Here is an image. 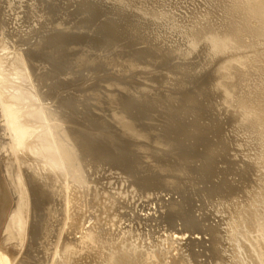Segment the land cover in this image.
Returning <instances> with one entry per match:
<instances>
[{
	"label": "rangeland",
	"instance_id": "rangeland-1",
	"mask_svg": "<svg viewBox=\"0 0 264 264\" xmlns=\"http://www.w3.org/2000/svg\"><path fill=\"white\" fill-rule=\"evenodd\" d=\"M5 1H6V3H5ZM120 1L119 0H42V1H38V0L37 1L36 0H1L0 1V4H3L2 6L0 5L1 8L3 9V11H1V12L4 13V16H1L0 15L2 17V18L0 17L1 18L0 19L1 20L0 23L2 22L0 25L9 27V28L3 27L4 28L3 29L0 26V28H2V30H0V32L2 31L0 33V54L2 53L0 55V58L2 57L3 54H5V56L3 55L2 59H1V61L3 60L2 61L3 62V65L5 64L4 65V68L7 67L8 70H10L12 68L11 71L14 70L15 75H17L18 72H19L18 74H20V73L22 74L23 73L22 75L20 74V76L18 75L16 77L14 75L15 78L14 77L13 78L15 80H13L11 82L12 83L11 84L12 85V92L15 93V96H16V99L13 100V104H15L14 103V101H15L16 104L14 106H15V108L18 107V110L21 109V108H23V107H26V106H24L25 104L26 105L29 104L30 106H27V107L30 108V109H33L32 110L33 113H35L34 110L35 111L37 110L36 113L38 114V116H39V113L41 114L43 112H46L45 114L46 115L47 114L49 115V116L47 115V117H46V115H44V118L45 119L43 118V115L42 114H41L42 116L40 115L38 117L39 119L42 117V119H40V121L42 122V121L45 120V123L44 122H42V123L41 122H38L39 119H37V115L35 117V119L37 120V122H36L35 119L32 118V116H31V115H33L32 113H30L28 115V117H29L28 121L34 123V124H32L33 126L36 127L37 125L38 126L42 125L41 126L42 127L41 129H44L45 128L44 131L46 130L45 131V134L41 130H39V132H42L44 134V136H46L47 134L49 136V134H50L49 137L52 139V140H50V142H51L50 144H52V145L50 146V144L44 143L45 142V139L48 136H46V138H45L43 136V134L42 133H39V132L37 133L39 135L34 134L33 137L31 136L33 138L32 139L33 141L30 142L31 141V137L29 139L30 140L29 141L30 148L28 149L29 152H32V151H34V152L29 153L28 150H27V154L29 153L28 156L29 155L31 156V157L29 156L27 158L30 159L29 161H31V159L33 157H35V158L32 159V160H35L38 157L39 165L43 161V163L41 165V166H43V164H46V159H44V157L47 155L46 158L49 157L48 158L49 162L52 163V164H54V162L52 161V157H50V155L52 154L51 152H53V153L55 152L54 153L55 155L52 154V155L55 156L54 159H53L54 161L56 160L55 158L61 156L60 154H62V151H61L62 149L60 148V151H61L60 154L58 153L60 151H56V150H58L57 146L60 145L59 143L62 141L61 139L64 140V138H65L64 136L67 135L68 133L69 134L66 137H71L72 138V136H73V138H74L75 136L80 135V137H75L76 138V141L74 140L76 142L75 145L78 147V148H76V149H78L77 152H76V154L77 153L78 154H77V156L75 155V157H77V158L79 157L78 158L79 161H77L78 159L75 158V159H77V160H75L77 162H74V164L72 163V165H66L65 167H61L59 169L60 170L59 172H56V171L54 172L56 174H51L50 176H48L47 173L45 172L43 175H41V177H38L39 180L41 178L42 181L41 180L40 181L42 183L44 182V180L47 183V181H49V180L52 179L50 177H55L54 178L55 180L54 179L53 180L56 181L57 180L56 179V176H60V174H61L60 177L63 176V178H64L63 182L61 181V178L60 177L58 179L60 182H62L61 183V186L64 185V181L65 182L68 181V179H67V178H69V175L68 174H71L72 175V176L70 175V178L71 177L73 178V176H74V178H79L80 179L82 177L80 180L73 178L74 179L73 182H75V183L72 182V184H71L72 185L71 190H74L76 193H78L79 190H80V193L82 192V195H80L82 197H80V198H82V199L84 198L83 200H87V201H82V203L79 202L80 204L78 203L79 205H84V207L81 206L82 208L79 205L77 207H75V208H74L73 205H71L69 207L68 210L71 211V214H75V216H77V217L73 216V219L77 218V220L75 219L76 221H68L66 223V225L64 227V229H65L64 231L65 232H63L62 233V236H61L62 241L64 240V238H72V235L69 234V233H67V231L69 232V228L73 224L76 225V226H78L77 227V228H79L78 231H81V232H86V230L88 231L89 228L92 227L93 225L98 226L97 224H99V223L101 225L104 224V226L106 225L105 228H104V226H103V228L100 227V226H98V227H100L98 229L96 227L95 233L92 234L93 236L91 235L92 237L90 236V241L93 239V237L96 238V234L98 233V231H100V234H101L102 232H107V230L108 231H110V230L112 231L113 230V232L114 231H117V234H116V232H114L115 233L114 234L115 237L112 236L113 238L116 239L118 237V234L121 232V231H119V233H118V229L119 230H122L124 227L127 228V226L128 227L130 226V228L127 230V233H124L122 235H119V236H121L120 237V239H121L120 242L121 243H119V242L116 243V246L117 247L116 248L114 247V249H115L116 252L118 251L117 254H126L127 257H130L131 259L136 260L139 263L140 262L142 263V262H145V261L148 262V263L152 261L155 264L156 263L157 264H161V263H167V262L170 263V261L168 260V258H170V257L171 258L172 257L176 258V257L182 256V257H186V258H189L190 259L187 262V264H193L192 263V258H194L193 260H195V258L196 259L198 258V260L200 259L199 262H197L198 260H195L194 263L197 262L196 264H219V263L220 264H264V122H263L264 121V88H263V86H264V79H263L264 78V73H263L264 72V44H263L264 41L260 40V41H258L259 43H257L256 40H258V39H256L254 41V38L251 35L248 36L247 35L248 33L247 34L246 33H243L244 31L242 29L240 31L241 33L240 32L237 33V31H238L237 29H239V27H238V25L236 23L233 24L236 21L233 20L234 18L233 19L231 18L232 21L228 22V19L230 18L229 15H231V14L228 13L227 11H223L224 10L223 7H221L222 8V10H221L220 5L222 6V3L220 2V0H217V1L215 0L216 2L214 0H211V1L210 0H146V1L145 0H123V1L120 0ZM38 2H40L41 4L38 3ZM123 2H125V3H123ZM209 2L212 3V4H210ZM213 2H215L216 4L218 3V6L214 3L216 6L215 7H212V6H214L213 5ZM219 2L221 4H219ZM144 3H146V4L144 5ZM120 4H123V7H122V5L120 7L119 6ZM59 5H60V7H59ZM38 6L41 7L40 8L41 10L42 9L45 10L47 8L48 9L47 10V14L49 13L50 14L49 16L52 17V19L54 18V16L56 17V21H54V22H57L58 21L57 22L58 24L55 23L54 25L57 28L59 26V24H60L61 29H62V34L64 33V35L61 36L62 37L61 40L63 39V41H66V42H63L66 45H62V43L60 45V46H63V47L66 46L65 48H63V47L60 48V50L61 49L62 50L65 49L64 51H62V50L61 51H59V50L55 51V48H56L55 46L58 45L57 42H59V40H57V39H50L48 41L46 40L47 42L43 39L46 42V47H45V44H43L45 42L42 41V43H41V40H42L41 38L43 37L42 33L45 35V34H47L46 31L50 30L51 28H55V27H54V25H52L50 23L48 24V22L41 20L42 18L40 19V16L42 17L43 15L41 14L42 11H40V9L37 8ZM249 6H250V4L249 5L248 4L247 5L245 4V7H243V9L244 10H247V8ZM30 7H32V8H30ZM118 7H120V9ZM125 7H127V9ZM122 8H125V9H122ZM146 8H147L148 11L154 12V14H152V12L149 13L148 11L145 12L146 11ZM156 8H158V9H156ZM27 9L28 10L31 9V11L27 12L28 11ZM153 9H155V10H153ZM160 9H162V10H160ZM215 9H216V11L218 9V11H217L218 13L217 12H214ZM32 10H34L36 12H33ZM120 10H122V11H120ZM123 10H124V12H123ZM141 10H143V11H141ZM126 11H128V12H126ZM32 12L35 13V14H33ZM45 12H46V10H45ZM212 12L214 13V15H215V13H217V15H219V16H220L219 13H221V12L223 13L224 12V14H221L222 17H224V18L227 17L226 16L227 14H228L229 17L228 18H225V20L227 19L226 21L224 19H223L224 20L223 21L221 19V16L220 17L219 16H216V15L214 16L212 14ZM226 12H227V14H226ZM30 13H31V16H30ZM52 13H54V15ZM143 13H146L145 15H147V13H149V15L148 16H145ZM157 13H159V14H157ZM209 13L213 17H211L209 15ZM155 14H157L159 16L153 17V16H155ZM223 15H225V16H223ZM28 16H30V17H28ZM148 17H150V19ZM151 17H153L154 19L151 18ZM4 18L6 20H4ZM209 18H211V19L208 20ZM213 18H215L216 20H214ZM218 18H219V20H217ZM39 19H40V21H38ZM127 19H129L128 21H130V22H128ZM132 20H134V21H132ZM211 20H213V21H211ZM3 21H5V23ZM26 21L28 23H26ZM217 21H219V23L221 22V23H223V24L225 23L227 25L226 26L224 24V27L226 26L224 28L223 27V24L220 23L225 30H223L222 27L219 24H217L218 25L217 27L220 26V28H216L215 27ZM226 22H228V23H226ZM9 23H10V25H8ZM42 24L43 25L45 24V25L43 26ZM161 24H162L163 27L161 26ZM231 24L234 25L235 28L237 26L236 30L233 31V34L234 35L233 34L231 35L232 32L229 33L230 31H232L230 29H235V28H233L234 26L232 27ZM249 24H251V25H249L250 28H255V26L257 27L259 25L256 21L249 22ZM49 25L52 26V27L50 28ZM129 25L132 26V27H130ZM113 26H114V28H113ZM228 26H231V27H228ZM10 28H11V30H10ZM13 28H15L16 30L13 29ZM22 28H23V30H22ZM48 28H50V29H48ZM212 28H213L214 31L212 30ZM228 28H230V29H228ZM206 29H207V31H206ZM209 29H211L212 31L209 30ZM215 29H218V30L219 29L220 30L222 29V30L218 34V33H216L217 30H215ZM14 30L16 31V35L18 36V38H20L21 40L23 38L19 36L20 32L27 31L28 34H27V36L25 35V38L22 41L19 40L17 38V36H16V38L18 39L17 40L15 38L14 34H13ZM19 30H21V31L19 32ZM193 30H194V32H193ZM195 30L196 31H199V32H196ZM210 31H211V33H209ZM224 31H228V32H224ZM40 32H41V35L39 34ZM150 32H152V33H150ZM206 32H207V34L205 35L204 33H206ZM212 32L215 33L214 34V36L216 35L215 37L212 36L213 35ZM221 32L222 33H226V34L229 33L230 36H227V38H224L223 35H225V37H226V34L221 35L222 34ZM2 33H3V35H1ZM17 33H19V34H17ZM197 33H199V36L197 35ZM193 34L196 35V36H198V37H195ZM235 34L239 35V36H236V37H239V38H237V40L240 39L241 45L243 44L242 46L239 44L240 43L239 40H238L239 42H237V40L235 41ZM242 34H243V36H242ZM11 36H12V38H11ZM40 36H41V38H40ZM94 36H95V38H94ZM218 36H220V38H218ZM231 36H234V38L231 37ZM241 36H242V38H241ZM246 36L249 39H247ZM250 36L252 37V41H251V37ZM4 37H6V38H4ZM200 37H202V38L200 39ZM37 38L38 39L40 38V39L37 41ZM137 38H138V40H137ZM223 38L225 39V41H226V39L227 40L234 39V41L232 40L233 42L232 41L225 42V41H222L221 40ZM64 39H66V40H64ZM142 39H144V41ZM150 39H151V41H149ZM215 39H217V40L214 41ZM218 39H220L222 42L220 40H218ZM31 40H32V42H31ZM54 40L55 41L57 40L56 44H55V41ZM193 40H195V42ZM197 40H199L200 42L198 43ZM211 40H213V41L211 42ZM33 41L34 42L36 41V42L34 43ZM141 41H142V43H141ZM246 41L248 42V44H247ZM51 42L54 44V46H53V44ZM60 42H62V41H60ZM72 42L73 43L75 42V44H73ZM223 42L227 43V44H224V47H223ZM255 42H256V44H255ZM232 43H234V44H232ZM39 44H42V47H40L41 45H39ZM125 44H127V45L125 46ZM236 44H237V46H236ZM47 45H49L48 46L49 48H47ZM83 45L84 46L85 45H88L89 48H91V50L89 51V49L87 48V46H85V49L87 50V52H86V50L84 49ZM208 45H211L210 46L211 48L208 47ZM225 45H226V47H225ZM245 45H246L247 48L245 47ZM17 46L19 47V49H18ZM43 46L45 47L44 50H45V55L46 56L48 54V57L49 58L50 57L56 58L54 60L51 59L52 60L51 63L53 61H55L54 63H52L53 65H51V66L58 65V63L65 62L67 60L69 62L70 61L72 62V63H69L68 62V64L70 65V67L72 66L74 68V70L75 69L76 70L74 71L71 68L72 71H71V73L68 74L69 76L67 75V77L65 78V80L62 79L61 81H59L60 79H58V80H55L54 81L49 76V75H51V72H48V73H46L47 75L46 74L45 75L43 74L44 75L43 78L45 77L44 79H41L39 82H36L34 80L36 78V76H35L36 73L34 72L35 70L33 69L34 71L32 70L33 72H31L26 67L27 66V64H26L27 63V60L26 59L32 61L33 60V56L34 57H36V56L33 54L32 56L30 55L31 57L30 56L29 57L27 56V58H26V56L24 57L23 54L26 55V52H29L30 50L36 49L38 47L39 48H43ZM51 47H53L54 50H52L53 48H51ZM103 48H106V49H103ZM48 49H50L51 51L48 50ZM204 49L207 50V51L209 50L208 52H210V53H207V51H205ZM211 49L212 50L214 49L212 53H215V54H211V51H212ZM47 50L50 51V52L48 53ZM104 50H105V52H104ZM46 51H47V54H46ZM52 51H53V53H56V54H53ZM101 51H103V52H101ZM160 51H162V52H160ZM167 51H170V52L167 53ZM172 51H174L175 54H174V52L172 53ZM57 52H59V53H57ZM163 52L165 54H162ZM99 53L100 54L103 53L104 55H100ZM160 53L163 56L164 55H167V56H165L163 58L161 57V61H160V56H161ZM169 53H172L171 56L174 55L175 58H174V56L173 57H170L169 56ZM198 53H203V54L198 55ZM204 53H206L205 56H204ZM52 54H53V56H52ZM61 54H63V55L61 56ZM207 54L208 55L210 54V56H207ZM57 55H59V56H57ZM97 55H99V56H97ZM211 55L212 56L214 55V56L212 57ZM20 56L24 57L23 58L24 60H21L22 57H20ZM136 56L138 57V59L136 58ZM192 56H196L197 60L195 61L194 60L195 57L192 58ZM57 57H59V59ZM64 57L65 58L67 57V58L65 59ZM95 57H97L98 60ZM100 57L102 59H104V60L108 57L107 60H105V61H107L108 64L109 63L114 64V66L111 65V64H109L111 66H109L108 64L105 65L106 62L105 61H102L100 59ZM132 57L133 58L135 57L134 58L135 60L134 59L132 60ZM210 57H212L213 59L211 60ZM18 58H20V60H21V61L19 60L20 62H23L24 61L23 64L22 63L20 64L19 61H16V60H18ZM164 58H166V59H164ZM57 59L59 60V62H58ZM126 59L128 61H126ZM162 59L164 61L167 60L166 63H164ZM169 59H171V60H169ZM209 59H210V61H209ZM12 60H15L17 63L15 61H12ZM100 60L103 62L104 65L102 64V62H100ZM124 60H125V62H123ZM130 60H132V62ZM139 60H140V62H138ZM168 60L170 61V63L168 62ZM11 61H12V63L14 62L13 63L14 64L13 66L11 65L12 64ZM129 61L132 63V64L130 63L131 65H128ZM135 61H137V63ZM97 62H98V64H97ZM193 62H195V64ZM91 63H93L92 64L93 66H90L89 65ZM122 63H124V64L122 65ZM196 63H197V67H196ZM211 63H212V65H211ZM118 64H121V65L117 66ZM225 64H227V67H225L226 66ZM15 65H16V67L17 66H19V67L16 68ZM23 65L26 68L23 67ZM223 65H225V66H223ZM95 66L98 67V68H95ZM112 66L113 67H116L117 66L116 68H117L118 72L116 71V68H113ZM123 66H124V68H123ZM103 67H105V68H103ZM107 67H109V68H107ZM199 67L200 68H203V70L200 71L201 69H199ZM13 68H15V69H13ZM86 68H87L88 71H89V69L91 71L88 72L86 70ZM111 68H113V69H111ZM122 68H123V70H122ZM196 68L199 69L198 70L199 71L198 74L196 73L197 72L196 71L197 70ZM217 68H218L219 71H223V73L225 72V74L227 73L225 76H223V79L220 78V72L217 70ZM221 68L223 70H221ZM25 69H27V71H29V73L27 71H25ZM105 69H107V70H105ZM15 70H19V71H15ZM81 70H83L85 72H81ZM92 70H93V72H92ZM113 70L116 71V74L117 75L114 74L115 71H113ZM213 70L214 71L217 70L219 72V73L216 72V75L218 73L219 77H217L218 75L217 76L215 75V72ZM5 71H6V69H5ZM95 71H96V73H95ZM129 71L131 73V77L128 76ZM212 71H213L214 75L211 73ZM74 72H77L79 74L74 73ZM86 72L87 73H90V74L93 73V74H91L90 77L88 76V78H87V76H85V74L87 75ZM122 72H123V74H121ZM25 73L27 74V77H29L28 75H30V77L31 76L32 77L28 79L27 77H25L26 76ZM81 73H84L83 76L81 75ZM210 73H211L212 76L215 77V79H214V77H211ZM223 73L221 74V76L223 75ZM118 74L120 75V77L122 79L117 78ZM74 75H75V77L77 75L78 76L81 75V76H79V78L81 77V79L75 78ZM105 75H106V79L104 77ZM115 75H116V77H115ZM22 76H24V77H22ZM46 76H47L48 79L46 78ZM71 76L74 77L75 80H74V78L72 79ZM124 76L125 77L127 76L129 78H127V80H123V79H126ZM68 77H71L70 80H69ZM101 77H102V79H101ZM110 77H111V79H110ZM174 77H176V78H174ZM177 77L179 78V80L181 82L177 79ZM237 77H239V79ZM259 77H261V78H259ZM49 78H50V80L52 82L49 81ZM84 78H86L85 79L86 82H85ZM115 78H117V80ZM173 78L175 79V81L173 80ZM240 78H242V79H240ZM30 79L31 80L33 79L32 82L34 81V83H31ZM66 80H67V82H66ZM111 80L113 82L114 81H117L116 84H112V81ZM120 80H122L123 84H122V82ZM206 80H208V81H206ZM248 80L249 81L252 80V81L249 82ZM64 81H65V84H64ZM97 81H98V83H97ZM229 81H231V83L234 82L233 83L234 85L232 84L234 87L230 88L231 87V85H230L231 83L229 84ZM240 81H242V82H240ZM42 82H43L44 85H47V83H48V85L44 87L43 84H40ZM57 82H60V83L56 84ZM69 82H71V83H69ZM74 82H76L75 83L76 84L75 86L73 84ZM178 82H179V84H177ZM182 82H183V84H182ZM226 82H227V84L230 85L229 86V89L230 90L231 89H233V90L234 89L235 90L237 89V90L236 91H233V90L230 91L229 90V92H228L227 91L228 85L227 86L225 85ZM238 82L241 83V84H239ZM67 83L70 84V85H68ZM83 83H85V84H83ZM108 83H110L111 85L108 84ZM208 83H210V84L208 85ZM222 83H223V85H222ZM32 84L34 85V87H36V86L37 87L34 88ZM36 84H38V85L40 84V85L38 86ZM71 84H73V85H71ZM93 84H95V85H93ZM171 84H173L174 87ZM181 84H182V86H181ZM185 84H186V87H185ZM235 84L238 85L240 88H238V86H236V88H235ZM13 85H14V87H13ZM16 85L18 87H21V88H18ZM61 85L62 86L63 85L65 86V87L63 86V88H64L63 90L61 88L62 87ZM79 85L81 86V88H80ZM84 85H85V87H84ZM105 85H106V87H105ZM113 85H116V86L114 87ZM123 85L124 86L126 85V86L124 87ZM225 86H226V88H225ZM56 87H57L58 91H57ZM59 87H60V89L62 91H60ZM69 87H70V89H68ZM91 87H93V88H91ZM22 88L24 89L23 90V93L25 91V93L23 95L21 94L22 93L21 92L22 91ZM31 88L33 90H31ZM38 88L40 89V91H42L41 92L42 95L44 94L43 96L41 95V93L36 94L37 90H39ZM76 88L78 90H76ZM85 88H88V89H85ZM123 88H124V90H123ZM125 88L126 89L128 88L127 89L128 93H127V91H125L126 90ZM44 89H45V91H43ZM97 89H99V90H97ZM103 89H105V90H103ZM28 90L30 92H26ZM54 90H56V91H54ZM117 90H119L120 92L117 91ZM251 90L254 91L255 93L254 92H251ZM59 91H60V93H59ZM90 91H92V92H90ZM102 91H103V93H102ZM159 91H160V93H159ZM199 91L200 92H203V93L204 92H207L209 95L206 93V96H205L204 95L205 93L204 94L202 93L204 96H202V94H201V96H199V95H197L198 93L200 94ZM1 92H2L1 93V96L3 97V95L5 96V94L8 91H7V89L6 90L5 89H2ZM4 92H6V93H4ZM32 92H35V93H32ZM88 92L91 93V94L93 93L92 95L93 96L95 95V96L93 97L91 95L89 97ZM161 92L164 93V94H161ZM194 92H197V93H195L193 95ZM28 93H30V94L32 93V94L30 95ZM156 93H157V95H156ZM27 94L29 96V100L27 98L28 97ZM46 94H48V95L46 96ZM58 94L59 95L62 94V95H60L58 97ZM96 94L97 95L99 94L98 97H96L97 96ZM238 94L239 95L241 94L240 97L237 96ZM249 94H251V95L253 94L254 95V98L251 95H249ZM20 95H21V98H20ZM39 95L42 96V97L39 98ZM54 95H56V96H54ZM107 95H108V97H107ZM163 95H164L165 98L163 97ZM17 96H19V97H17ZM23 96H26V97L23 98ZM30 96H31V98H30ZM32 96H33V98L34 97L35 98L32 99ZM37 96H38V100L40 99V101L37 100V98H36ZM61 96L62 97L64 96L62 98V100L65 99V98H68L70 96H72L75 100L78 99L77 101H78L79 104H77V106L75 105L77 108L74 107V106L73 107L72 106H68V107L67 106L66 107L64 106L63 107L62 105H64V103H66V105H67V103H68L67 101L68 100L65 99V101L64 100L62 101L61 99H59V98H61ZM103 96H105V99H104ZM129 96H131L132 99ZM209 96H210V98H209ZM50 97H52V98H50ZM53 97H55V98H53ZM88 97L89 98L92 97V100L95 102V103H93V106L90 107L91 108L90 110H88L89 108L86 109L87 108L86 107V103L88 102V99H89ZM153 97L156 98V99H154ZM158 97H160V98H158ZM191 97H192V99H191ZM198 97H199V99H198ZM225 97H226V99H225ZM44 98H45V101L43 100ZM122 98H124V99L126 98L127 100L124 101V99H122ZM195 98H197V99H195ZM227 98H228L229 102H227L228 101ZM25 99L27 100V102H26ZM30 99H32L31 102H30ZM46 99L48 101H46ZM53 99H56V102L58 100H60V102H64V103H62V105H61V103L59 101L56 103ZM106 99H108V100H106ZM151 99H154V100H151ZM194 99H195V101H194L195 104H194V102H192V100H194ZM243 99L244 100L246 99V101H242ZM21 100L25 102V103L23 102L24 105L21 102ZM42 100H43V103H42ZM49 100H51L54 104L52 103L50 105L51 102ZM79 100H80V102H79ZM128 100H129V103H128ZM196 100H198V101H196ZM230 100H231V102H230ZM250 101H252V103ZM28 102H30V103H28ZM32 102H35L37 104H39L41 102V104H39V106H35L36 104L34 103L33 105L35 106V108H34V106H32L33 107L32 108L31 107ZM130 102H131L132 105H130ZM153 102L154 103L156 102V103L154 104ZM172 102H174V103H172ZM242 102H245L244 104L247 105V106H249V107L242 106V104H243ZM229 103H230V105H229ZM239 103H240V105L242 107L239 106ZM56 104L57 105H60L62 107V110L63 111L61 109L59 110V108H61V107L58 106L59 107L58 108ZM95 104L98 107H96ZM133 104H135L136 106L133 105ZM207 104H209L208 107L210 108V112L206 110L207 112L204 113L205 112L204 109H203V111H200L202 109L201 108L202 106H204V108H206V109H209V108L205 107ZM41 105H42V107H41ZM44 105H47V107L45 106V110L41 109L43 112L40 110L39 113H38V109H40V107L43 108ZM53 105H55V106H53ZM126 105H128V106H126ZM152 105H155L156 107L155 106H152ZM52 106H53V110L54 111L51 110L52 109L51 108ZM99 106L101 107V110L103 109L102 111L97 109V108H99ZM124 106H126V107H124ZM137 106H139V109H138ZM188 106H189V108H188ZM193 106L194 107L197 106L198 109H200V108L201 109L198 110L197 107L194 108ZM19 107H21V108H19ZM49 107H50V109H48ZM70 107L79 110L78 111L79 113L76 110V112L78 114L76 113V115H74V117H72L75 120V122L73 120H71L73 122L72 123V127H70L71 124H70V122L68 123V119H66V118H70L71 115L69 113H74L75 112V109L71 110ZM84 107H86V108H84ZM92 107L96 108L98 111H101V112H98L97 110H95ZM68 108H69V110H67ZM143 108H145V110ZM156 108H157V110L159 109V112L156 110ZM152 109H153V111H151ZM165 109H166V111H165ZM211 109H212V111H211ZM70 110H71V112H69ZM81 110H83V111L86 110L85 111V112H87L86 113V116H85V113L83 111H81ZM92 110L94 111V113H93ZM113 110H115L116 112L113 111ZM160 110H162V112ZM174 110H176L177 113ZM184 110H185V112L187 111L186 115L184 113ZM190 110L191 111L195 110V112H191ZM196 110H198V113L199 112H202V114H200V113L198 114ZM30 111L31 110L25 111V114H28L27 112H30ZM52 111L54 112V114L52 113ZM55 111H57V112H55ZM89 111H90V114H89ZM155 111H157L158 114L155 115L154 114ZM163 111H165L164 112L165 114L163 113ZM171 111H172L173 114L171 113ZM188 111H190V112H188ZM49 112L52 113L53 115L52 114H49ZM103 112H104V114H103ZM114 112H115V114H114ZM135 112L137 113V115L135 114ZM178 112H179V114H178ZM55 113H57V114H55ZM96 113L99 114V115H100V113H101V115L103 114V117H101V115L100 116L99 115H96ZM132 113H134V116H132ZM140 113H141V115H139ZM190 113L191 114L195 113L194 114L195 115V118ZM92 114L97 116V117L95 116L96 119L94 118V116ZM106 114H109V117H105V116H108ZM110 114H111V116H110ZM129 114H131V115H129ZM142 114L144 115L143 117H142ZM50 115L53 116V117H51ZM63 115L66 116V118L65 117L63 118ZM87 115H88V117H87ZM113 115H116L115 118H114ZM173 115H174V118L175 119L173 118ZM72 116H73V114H72ZM129 116H130V118H129ZM131 116L134 118V120H133V118ZM136 116H138V117H136ZM187 116H188V118H187ZM26 117H24V118H26ZM61 118H63V120L65 119V121L61 120ZM90 118L91 119L93 118L94 121L95 120L96 121L95 122H92L93 119L91 120ZM109 118L112 120V126H111V123L109 124V120H110ZM131 118H132V120H131ZM142 118H143V120H142V124L143 125L141 124L142 125L141 126L142 128H141L140 126L138 127V125H140L139 124V123H141L140 119H142ZM182 118H183L184 121H182ZM214 118H216L215 121H214ZM2 119H3L2 116H0V125H1L0 128L3 127L2 129H0V137H1L0 138V141H1L0 142V145H1L0 146V151L3 152V153L6 152V154L4 153V157L1 156L2 158H0V162H2V163H0V164H2L0 166V172H1L0 174H3V175H0V182L3 183V184L0 183V189L2 188V186L5 183L4 182L5 181V178L8 175H11V172H12V174L16 175L15 174V171L12 170L13 167L11 165H10V167H12V168L9 167V163L13 161V160H11L12 157L13 158H16V157H18V154H20V153L17 154V152L13 153L12 150H11V148H9V144H7L8 141L5 142L6 139L9 140L10 136H9V134L7 132H5V121H4V119L3 120ZM49 119H52V120H49ZM57 119L60 120L61 122L58 121V123H56L55 121ZM87 119L89 121H87ZM126 119H128V120H126ZM135 119H137V120H135ZM179 119L181 120V122H178V121H180ZM114 120H117V122L114 121ZM28 121L26 120L27 123H29ZM82 121H86L87 123L84 122V124H83ZM98 121H100V122H98ZM216 121H218V123ZM35 122L37 123V125H36ZM104 122H106V123H104ZM171 122H173V123H171ZM174 122H176V124ZM177 122H178V124L179 123L181 124V123L184 122V124H186V126H183L184 124H181L182 126H180V124H179V126H180L179 127V126H177L178 125ZM47 123H48V126H46ZM53 123H56V124H53ZM65 123H68L69 126L67 124L65 125ZM75 123L77 125H79L78 128L80 127L83 130L82 129L79 130L80 128L77 129V127L75 128V126H77ZM103 123L107 125L106 126V129H104L105 128L104 127L105 125ZM128 123H130V124H128ZM135 123H137L138 125L135 126ZM195 123L197 124V126L195 125ZM50 124L52 126L54 125V127H52L53 129L51 127H49V126H51ZM58 124H60L61 126L58 125ZM74 124H75V126H74ZM92 124H94L95 127ZM170 124H172V127L169 126ZM211 124L213 125V127L211 126ZM43 125H45L46 127H44ZM62 125L64 127H66L65 129H67L68 127H70L71 129L70 128L69 129L71 131L69 129H67L68 131L67 130L66 131H63L62 128H60V127H63ZM97 125H100L101 129H99V126H97ZM131 125H132V127H135V128H131ZM189 125L192 126V129H190V127H188ZM194 125L196 127H198L197 128L199 130L198 132H197V129L194 127ZM28 126L31 127V123H29ZM55 126L57 128H60L61 129L60 131H58V133L61 132L62 134H60V135L57 134V129H56ZM108 126H110V128ZM116 126L118 128L120 127V130ZM206 126H208V127L206 128ZM209 126H210V128H209ZM169 127L171 129H173V128L176 127L175 130H177V128L179 127L178 129H179L180 133H183V134L181 135L178 130L176 131L177 133H175L174 132L175 130L174 129L171 130ZM93 128H97V129H99V132L102 131L104 133H105V131H109L108 134H107V137L109 135L112 141L108 140L110 138L103 137L104 134L102 135L101 132H100L101 134L99 133L101 135L100 136L101 139H98L99 135H98V137L95 135V133L98 134V131H91V129L92 130H97V129H93ZM107 128H109V130H107ZM111 128H114V129L116 128L119 131L122 130L121 131V134L123 136L117 130H112ZM199 128L202 131H204V132H202ZM131 129H132V131H131ZM156 129H158V130L160 129V130L159 131L158 130L156 131ZM188 129H190V130H188ZM47 130L49 131V133L47 132ZM50 130H51V132H50ZM55 130H56V132H55ZM74 130H76V131H74ZM123 130H125V131H123ZM193 130L194 131L196 130V132H191ZM216 130L217 131L219 130L222 135L219 136V134H218L219 131L217 132ZM1 131H2L3 134L1 133ZM111 131H115L119 135L116 134L115 132L113 133ZM168 131H170V132H168ZM75 132H78L79 134L78 133H75ZM80 132H81V134L84 133L83 136L85 137V141L83 140L84 137L81 136ZM88 132L89 133H92L93 132L92 133L93 134L92 136H94V138L92 136L87 135L86 133H88ZM110 132H111V135L109 134ZM126 132L129 133V134L127 133L128 135H130L129 137H127L128 135L126 134ZM132 132H133V134H132ZM156 132H157V134H156ZM190 132L193 133V134H191L192 136L190 135ZM206 132L208 133V135H207ZM53 133H55V134H53ZM152 133H154L153 135H155V137L152 136V138H151L150 135ZM165 133H167V134H165ZM171 133L172 134L174 133V135H176V139L173 138L174 135H172ZM195 133H197L195 136H197V137H200L201 136L200 139L199 138L198 139H195L196 138L194 136ZM199 133H201V135ZM115 134H116V137H115ZM169 134H171V135H169ZM3 135H5V136H3ZM51 135L54 136L53 137L54 139L52 138ZM86 135H87V137H86ZM178 135H179V138L182 137V140L180 139L181 142H180L179 138L177 139ZM257 135H259L261 137H259ZM37 136H40V137L38 138ZM55 136H56V138H55ZM61 136H63L64 138L61 137ZM117 136H119L118 138L122 142H125L127 140L128 143H127V141H126L125 144L124 143L122 144V142H119V141L117 142V140H116V139H118ZM167 136L170 138V140H169V138ZM218 136H219V138H218ZM42 137H44L45 139H42ZM191 137H192V140H191ZM222 137H225V138L223 139ZM40 138H41V140H44V141H40ZM87 138L88 139L91 138V141L90 140L87 141L86 140ZM113 138H114V140H113ZM185 138H186V140H185ZM193 138L195 139L194 141H193ZM35 139L36 140L38 139V141H35ZM55 139H57V142L59 141L58 144H57V142H56ZM95 139L98 141L96 144H99L100 145V146L98 145V148H97V145L95 144ZM3 140H4L5 143L2 142ZM47 140L48 139H46V141ZM171 140H172V142H171ZM173 140H174V143H173ZM175 140L176 141L178 140L180 143L183 142L182 144H184L185 141H186L185 144H187V143L188 144L190 143V144L187 145V146L185 144L184 145H180V143L178 141L176 142ZM220 140L221 141L222 140H225L224 141L225 143H223V141L221 142ZM39 141L42 142V143H40ZM81 141L82 142L84 141V142H86V143H88L90 145H88V147H87V145H85L84 143H81ZM192 141H193V143H192ZM53 142L55 143L54 145H53ZM75 142L72 143V146L74 145ZM79 142L82 144V147H81V144ZM102 142H104V143H102ZM108 142L110 144L111 143L112 144L109 145ZM113 142H115L114 145L116 146V150H115V147L114 146L112 147ZM147 142H148V144H147ZM220 142H221L222 145L220 144ZM30 143H32V144H30ZM106 143H108V144H106ZM177 143H179V144H177ZM5 144H6V146H5ZM37 144H39V146L42 145V147L41 146L38 147ZM46 144H48V145H46ZM56 144H57V146H56V148H55L56 150H55L54 148H52V146H55ZM102 144H104V145H102ZM150 144L152 145V147L150 146ZM164 144H166V145H164ZM173 144H174V147L172 148ZM175 144H176V146H175ZM224 144H225V146H223ZM32 145H34V149L36 148V151L33 150V146ZM43 145L44 146L46 145L48 148L50 147V150L53 149L55 151L51 150V152H50V150L49 151L48 150H45V152H46L45 153L43 149H45L46 147H44ZM75 145H74V148L76 147ZM92 145L95 146V149H93L94 146H92ZM122 145H125V146L123 147ZM143 145H145V147L146 146L147 147L145 148ZM35 146H37V147H35ZM79 146L82 148L80 153L82 154V152L84 151L85 153L83 152L84 153L83 155H86V156L83 157L82 155H79V151H80L79 150L80 149ZM83 146H84L85 149L83 148ZM90 146H92V148ZM101 146H102V148H101ZM107 146L110 147V148L105 149V148H107ZM117 146H119V147H117ZM181 146L182 147L185 146L186 149L185 148L181 149L180 148ZM4 147H6V148H4ZM86 147L87 148L90 147L88 150L89 151L90 150L91 151L93 150V153L94 154H91L87 150ZM150 147H151V150H148V149H150ZM176 147L178 149L180 148L181 150H183V152L186 155H188V158H187L186 155L183 154V152L179 149L181 151V156L184 155L183 157L184 158H187V159L184 160V162L187 163V166H186V163H183V161L180 160L181 159V156L180 155H179V159H178V153L180 154V152H179V150ZM215 147L218 148L217 149L218 151L215 150L216 149ZM219 147L220 148L222 147L221 148L222 150ZM38 148H39L40 151H41V148H42V151H43V153H44L45 156L41 152H39V150H37ZM124 148H126V150ZM129 148H131L133 150H131ZM138 148L139 149L141 148L142 150L141 151L139 150V152H137ZM223 148H224V150H223ZM72 149L73 148L71 147V150ZM102 149H105L104 153L102 152L103 151ZM120 149L124 151L123 152L124 155L120 151ZM127 149H129L130 151H128ZM145 149L147 151H150V152L153 150L156 153L155 152H151V153L149 152V154H148V152H147V154H148L147 155L145 153L146 151H144ZM94 150H96V152H98V153H96ZM214 151H217V152H214ZM1 152H0V155H2ZM10 152H11V154H10L11 156H9V153ZM37 152H38L39 155L37 154V156H36V153ZM47 152H48V154H47ZM106 152H107V155H109V152H110V155H109L110 157L105 156V158H103V154L106 155L105 154ZM115 152H116L115 157H117V158L114 157V153ZM118 152L119 153L121 152L122 154L121 153L120 154H117ZM127 152L128 153L132 152V154L133 153L134 154L137 153V155L141 152L140 154H141L142 157H140V154L138 156L133 154L134 156H136L135 157V160L136 161H135L133 159L134 157H133V155L131 153H130V155L125 154ZM86 153H88V154H86ZM99 153H100V155H99ZM152 153H153V156L151 155ZM56 154H57V157H56ZM111 154L113 155V158L114 159L111 158L112 157ZM166 154H168V156ZM6 155H8V158L10 157V159H8ZM15 155H17V156H15ZM62 155L64 156V154H62ZM89 155H90L91 158L89 157ZM126 155L131 156V157H129L130 160H128L129 158H127ZM165 155L167 156L166 159H168L169 162L171 161V159L173 160L172 162L177 161V160H180L179 162L182 163V164H184L186 167H188V169L185 168V166H183V165H179V167H177V170L179 168L180 171L178 170V172H177L176 167H175L177 165H174L175 162L173 164L170 162L171 163V164H169V167H170V170H171V174H170L169 167H167L168 166V162L167 163H164V162L168 161L166 159L164 161V158L165 157H163V156H165ZM63 156H61V157H63ZM81 156H82L81 159H83V160L80 159ZM92 156H95V157L93 158ZM100 156H102L101 158H103V159H100L99 158ZM125 156H126V158H125ZM145 156H146V158H145ZM154 156L155 157L157 156V157L155 158ZM171 156L173 158H171V159L168 158V157H171ZM122 157L124 158V160L122 159ZM160 157H161V159H160ZM183 157H182V159H183ZM84 158L86 159L85 161H87V162L84 161ZM98 158L101 161L98 160ZM138 158H139V160H138ZM147 158L150 159V161L147 160ZM1 159L3 161H1ZM4 159L5 160L7 159L6 162H8V163H5L4 162ZM94 159H96L97 162ZM110 159H112L111 162L116 160L115 162H117L118 165H117V163L113 162V163L116 164V166L113 167V165H115L113 163H112V166H109V165H111V162L108 163ZM126 159L128 161H126ZM141 159H142V162H141ZM158 159H159V161H158L159 163L158 164L161 165L163 168H164L165 164H167L165 166V168H164L165 170H162L164 172L162 173L160 171L162 173V174H160V176L163 175L162 178L164 176H166L167 170H168L169 171L168 173L170 175H173V179L175 178L174 180H175L176 183L178 181L177 179L179 178L180 181H181V182L178 181L179 182L178 184L180 185V187H179V190L178 189H176V190H177V192L179 191V193L183 197L180 194H178L176 191H174V188H172V187H170V188H172L173 191H172V189L170 191H168V189H170L169 187H168V189H163V187H162L161 184H160L161 186L160 185L159 186L157 185V184H159V182H156L155 180L158 179L157 181H159V178H161V177H158L159 174H158V176H156L155 174H157L156 171L159 168H161V167H158L157 168L158 164L156 165L157 162H155V166H156V169L157 170L154 171L155 168H153V167H155V166H153L151 164L152 167H150L151 165L149 166V164H150L151 160H152V162H154V161H157ZM190 159L192 161H190ZM22 160H23V157H22ZM40 160H41V162H40ZM102 160H105L104 163H105V165L107 164L108 166L107 165L105 166L104 163H102ZM118 160L121 163H119ZM137 160H138V162H137ZM146 160L149 161L147 163V166H149V168L151 170L153 168L152 174L155 172V174H153L154 176L151 174V170H148L146 168L147 167L146 166V163H145V162H147ZM162 160H163V162H162ZM186 160H188V162H191V165L192 166H190L189 165L190 163H188ZM29 161H27V163H25V162L23 163V165L25 164V166L27 164V167L24 168V166H22V165H20V167L22 166L21 168L26 169V171L24 170L25 173H26V179L30 178L29 180H26L25 182H28L29 181V183H27V184H30V185H31V182L32 183L34 182L33 183V186H36L37 187L36 188V187H33L32 186L33 187L32 189L35 190V191L33 190L35 193L34 192H31L32 191L31 189L28 191V196L30 197V199H33V198L36 199L35 196L42 195V194H40L39 191L43 189L42 188L43 187V184L39 180L37 182L36 181L37 180V177L34 176V175H37V173H40L41 170H42L41 168H43V167H41V166L38 165V161L36 159L34 162L37 161L36 162L37 164H34V166H37L38 165L39 167H41L40 168L41 170H37V169H39V167L37 166V169H36L37 171H35V170L32 169L34 166H31L32 165L31 163H34V162L31 161V163H29ZM44 161H45V163H44ZM56 161H60V159L59 160H56ZM92 161L95 162V163H91ZM98 161H100V162L98 163ZM122 161L123 162H126V163H123ZM131 161H133V162H131ZM20 162H21V158H20ZM49 162L47 161L48 164H50ZM82 162L85 163V166H84V163H82ZM129 162L133 163L135 167H133L132 164L129 163ZM134 162H136V163H134ZM179 162H178V164H179ZM76 163L78 164L77 166H75ZM80 163L83 165V170L82 171L80 170V172H82L83 175L79 171H77V169H79L78 166L80 167V165H81ZM96 163L100 167L96 166L97 165ZM138 163L144 164V166L140 165L138 167H142V168L144 167L145 169H147V172L150 171V172H148V176H147L145 170L142 169L143 170L142 171L140 168H137V165L136 164H138ZM5 164L8 165V166H6ZM29 164H31V165H29ZM124 164H128V165H126V168H125V165ZM208 164H212L213 165L212 167L216 166L217 168H220L219 171H222V169H224L223 170L224 172H218V170L216 169V167L213 168V170L214 169H215V171L217 170L216 172H218L220 175H222L221 173H223V175L221 177H220V175L217 177V174L218 173L215 172V177L216 178H213L214 176L212 177V175H211L212 172H213V170H211L212 167H210L211 165H209V168H211V169L207 168V165ZM242 164H244V165L242 166ZM248 164H251V166L253 168L251 166H247ZM173 165H174V167H173ZM204 165L206 167L203 170H206V169L211 170L212 172L211 171L209 172L211 174H209L207 170H206L207 171L206 174L208 173L209 175L208 174L206 175L205 172H202V168H203ZM2 166L3 167L5 166V168L6 167H9V169H10L11 172L10 171L7 172L8 168H6L7 169L6 170ZM67 166H69V167H67ZM119 166L121 168L123 166V168L121 169ZM128 166H131L134 169L136 168V171L138 170L137 172L134 171V170H132L133 171L132 172L130 170V173H132V176H134V178H131L130 177V173H128V171H127L128 169L127 168H130L131 169V167H128ZM180 166H183L184 168H182ZM232 166H233V168L234 167L235 168L234 169L231 168ZM75 167H77V168H75ZM166 167L168 168L167 170H166ZM240 167H242L243 169L240 168ZM74 168H75V171L78 173L76 175L73 174V172L76 173L73 170ZM84 168H86L85 172L87 174L84 172ZM230 168H231V170H230ZM1 169H3L4 172L6 170L5 174H7V176H5L4 172H2L3 170L1 171ZM34 169H35V167H34ZM61 169H63V170H61ZM119 169L121 171H119ZM123 169L126 170V171L124 170L126 173L125 172H122ZM185 169H186V171H185ZM28 170L29 171L33 170V171H31V173H30ZM69 170H71V171H69ZM72 170H73V172H72ZM181 170H184V172L182 171L183 174L181 173ZM236 170H239V174H236L238 172ZM242 170L246 173V175L243 174L244 172L242 173ZM13 171H14V173H13ZM61 171H63L62 173L65 172L64 175H62ZM66 171H68V173ZM141 171L144 172L145 174H142ZM140 172H141L142 175L140 174ZM173 172H175V173L173 174ZM176 172L180 176H176ZM32 173H33V175H32ZM79 173L81 175H79ZM137 173L140 174V175H138ZM164 173H165V175H164ZM30 174L32 176H30ZM45 174L47 176H45ZM136 174H137V177L139 176L138 177V180L140 179L139 181L138 180L137 181L135 180V178L137 179ZM149 174H151V175H149ZM169 174H167V177L164 178V179H166V178L169 179L168 182L165 181L162 178H161L162 180H160V182L161 183L167 182L166 183L167 185L169 183L170 186H173L174 185L173 183H175V182L173 181V183H170L172 181V178H171L172 176H170ZM203 174H205V175H203ZM240 174H242V175H240ZM14 175H11V176H8V177L9 178L15 177ZM66 175H67V178L65 177ZM127 175H129V176H127ZM144 175L147 178L144 177ZM44 176L45 177H48V179L45 178ZM76 176H78V177H76ZM140 176L141 177H144V180L146 182L144 187H147L148 188L147 190H145L146 188H144V189L142 188V186H143L144 183L143 184H140V183L143 182V181H141V179L143 180V178H140ZM149 176L150 177L153 176V178L154 179L156 178V179L152 181L153 178L151 177L152 179H150ZM205 176H206V178H205ZM209 176H211V178L213 180L209 179L208 178ZM244 176H245V179H244ZM31 177H33V178H31ZM34 177H36V178H34ZM83 177L88 178V180L87 179L85 180V178H83ZM128 177H129V179H128ZM176 177H177V179H176ZM180 177H183V178H180ZM1 179H3L2 180L3 182L1 181ZM83 179H84V181H88L89 184L87 182H84ZM131 179H133V181L135 182V185H134V183H132V181H130ZM148 179H150L151 182H154L155 181V183H157V184L152 183V184H154L153 186L156 185V187H154V188H157V190H156L157 192L154 191V188H152L153 190L151 189V187H153L152 184H149L151 186L150 188L148 187V184L147 183H151V182H147ZM215 179H216V181H215ZM58 180H57V182H58L59 185H57V182H56V185H55V183L52 182V181L51 182L50 181L48 182L49 185H51V183H53V185L51 187H49L48 184H46V185L44 184L45 186L48 185V188L49 189L44 186L45 189L42 190V193H45L46 191L47 192H50V190H53L55 188L54 186H56V187L57 186H60V182ZM242 180H243V182H241ZM245 180H246L247 184H246ZM16 181L18 183H16ZM19 181L16 179L15 181H13L11 183L12 184L11 185L12 188L14 190H16L17 192L20 191V187H21L20 186L21 183ZM35 181H36L37 185H36ZM76 182H80V184H81V182H83L85 184L84 185L82 184V186H81V185H79V183H76ZM39 183H41L42 185L39 184ZM136 183L137 184H140L141 186L140 185L139 186L136 185ZM182 183H184L185 185H188L187 188H189V186L192 187V185L194 187V185H195L196 187H199V189H201L202 191L204 190V191L202 192L199 189H197L196 187H194L197 190H199V192L195 191L198 194L192 193L190 191V189L188 190V193H189V195H190V193H192L193 195H197V196H193V195L188 196V194L187 195L185 194V196H184V194H182V193L184 191L186 193V190L187 189H183V188H186V186L183 187L184 184H182ZM219 183L220 184H223L224 183L223 188H222V185H220ZM76 184L79 186V189H77V188L74 189V187H77ZM163 184H165V183H163ZM214 184H219V185H216L215 186ZM167 185H166V187H167ZM243 185H246V186H243ZM17 186H18V188H17ZM85 186H86V188L83 189ZM157 186L160 187V188H158ZM163 186L165 187V185H163ZM174 186H175V188H177L176 185H174ZM213 186L215 188L216 187L218 188V186H221V189H220V187L218 189L217 188L216 189L217 190L220 189L222 192L221 191H219V192L217 191L218 193H216L215 192L216 189ZM14 187H16V188H14ZM39 188H40V190H39ZM140 188H142L143 190H140ZM180 188H182L184 191H182V189H181V192H180ZM76 189L78 191H76ZM212 189L215 190V191L213 190V192H215L216 194L215 193L213 194ZM36 190H38V191H36ZM162 190H165V191H162ZM194 190H192V191H194ZM225 190H227V192H229V191H231V192H229V194H224L225 193ZM74 191H72V192H74ZM207 191H208V193H207ZM210 191L212 192L211 193L212 195H210V193H209ZM47 192H46V194L49 195L50 193L48 194ZM75 192L74 193H71L69 191L68 192L69 195L67 193H65L64 195H62L64 198L61 197V196H60L61 198L60 197L58 199L56 198L58 200V203L57 202L55 203L54 201H52V203L58 204L59 205L58 209H61V207H63L62 205H64L66 203V202H64L65 200H63V199H67V197H72V195L76 194ZM116 192H117V194H116ZM159 192H161V193H159ZM200 192H202L203 194L206 192L207 195L205 197H207L208 200H205L206 198L203 199L205 194L203 195ZM9 193H10V191H9ZM33 193H34L35 196L34 195L30 196V194H33ZM36 193H37V195H36ZM84 193H85V195H84ZM199 193H200L201 197L203 196V198H198V197H200L199 196ZM113 194H116V195L113 196ZM208 194L210 195L209 197H211L210 199L208 197ZM65 195H68V196H65ZM86 195H88V196L86 197ZM117 195H118V197H117ZM216 195H221V196H219L217 198ZM227 195H229V196H227ZM230 195H231V197H230ZM83 196H85L86 198H88V197L89 198L88 199H85V197H83ZM112 196L113 197L116 196L117 198L116 199L115 198H112ZM186 196H188L187 197V200H190V199H192L194 197L193 199H195V202L193 200L187 201L186 200ZM214 196H216V198ZM21 197H23V198H21ZM21 197L19 196V198L17 199V200H19L20 203L17 204L19 206H18V208H16V210H15L16 212L14 211V208L11 207V205L8 206V208L6 210H4V207L2 206V204H0V206H2V207H0V215L2 217V225H1V227L3 226L2 228H5V230L10 231V232L13 231L12 232L13 233V236L16 234V231L20 232L21 230H23V227L29 228L28 230H31L32 227L34 229L36 228V230H34L36 232H34L33 229H32L33 234H32V232H30V238H29L30 241L28 242V244L26 243L27 249H26V246L24 245L22 247V250L24 248L25 250L30 251L31 248H32V251L31 252H33L34 254H36L37 252H38V254L40 253V255H38L39 257H37V254L35 256L36 258H38V260L34 257L36 260L33 258L34 260L31 259L30 260L31 262H28V264L29 263L30 264L31 263L32 264H36L35 262L36 261L38 262L39 260H40V262H38L37 264L41 263L42 261H43L42 264H46V262H47V260H46L47 259L46 251L48 249H50V246L52 245L51 244L52 241H51V243L50 242H46V241H50L52 239V237L54 238L55 233H54V230L52 229V226H54V225H52V226L50 225L52 221H50V223L44 221L49 226L48 225L46 226V224H43L44 222L42 221V219H44V218L41 217V219L39 220V216H42L41 215V212H39V211H40V208L42 210V205L44 206V204L45 203H48L49 201H46L43 196H41V198H39L40 197L39 196L38 198L42 202H43V199L46 202L45 203L43 202L44 204H42L40 200L36 199V201H34V202L36 203L38 201V204L39 205L42 204V205L39 206L37 203H36L37 206L34 203L31 204L32 206L35 205V207L38 210L36 208H34V206L32 208V206L30 205L31 206L30 207L31 208V211L33 210L32 216L34 215V217L36 218V220H35L36 223L34 221V218L33 217H30L29 220H28V226H29V222L30 223L34 222V223L31 224V227L30 226L28 227L27 226V223H24V222L22 223L23 220L21 218L22 217V213H21L20 207H21L22 203L24 201H26V198H24L25 197L24 195L21 196ZM190 197H192V198H190ZM224 197H226L228 200H226V198H225V200H223L222 198H224ZM183 198H185V201H184ZM56 199H55V201H56ZM89 200L92 202V203L90 202L91 205L88 203ZM113 200L116 201V203L117 202L119 203L120 201L122 202L124 200L122 202V204H121L122 206L120 205V203L117 204L119 207H122L123 208V209L120 208L121 211L118 209V211H120V212H122V210L126 209L128 207V205L134 206L133 208L132 207H130V208L128 207L129 210L131 209L130 212H128L129 210H127V209L125 211L127 214H130L132 212L131 214H133V215L131 217H129V219H127L126 221H124L125 219H123V221H119L120 220V216L118 215L119 213L116 212L117 210H116L115 207L111 206V204H112L111 202H113ZM170 200H171L172 203H173V201H174V203L176 201V204L175 205H177L179 202H181V203H179V205H181L182 202L185 203L186 201L190 205L193 204L192 206H190V205H187V203H186L185 205L183 204V206L181 205V207H178V208H177L178 205L177 206L174 205V207L177 208V209H173L172 211L175 210V212H173V213H177L178 211H181L185 207L184 208V211L182 210V214L180 213L181 216L182 215L184 216L183 217L184 218L183 220H185L186 217H188L187 214L188 215L191 214V212L190 213H188V212L194 209L192 211V214H193V216H195V218L191 216L192 214L190 215L191 218H190V216L188 217L191 220L190 219L187 220L188 219L187 218L185 221L181 220L182 217L178 216L179 214H173V215H175V218L174 217H170V216H173V215H170L171 214L170 213L171 212L170 210L172 209V206H173V205H171L172 204L171 202H168ZM191 201H193V202H191ZM83 202L88 203L86 205H89V207H87ZM128 202H130V203H128ZM164 202H168L170 204L167 205ZM17 203H18V201H17ZM60 203H62V204H60ZM127 203H128V205H127ZM161 203L164 204V205H162ZM166 206H169V207L171 206V208L168 209L169 207H167V210L164 209L167 212V214H166L167 216H165L162 219V223H161V220L159 221L158 225H160V227L162 229L161 230L158 229L157 231H155L156 233L154 232L152 235L148 236V235H146V232L143 231V230L146 231V229H147V228L145 229V226L142 227V229L140 230L137 227H135V226L132 225V223H134L135 221L137 222L136 219L140 218V216L143 213H144L143 215H146V217L145 218L141 217L140 219H142V218L145 219V223L147 221L148 222L150 221L149 223H151L152 221L149 218L151 216L152 217L153 216H157L158 215V212L160 213L163 210V207L166 208ZM186 207H188V208L191 207V208H189L188 211H187L186 210ZM201 207H203V209H202L203 211H201ZM205 207L206 208L208 207L207 209L209 211L206 212L205 210H207V209ZM9 208H11V211H9ZM63 208L61 209V212H59V216L57 217V219H59V221L57 222V219H56L55 220V224H59L60 219L63 218L62 217L63 214L66 213V211L64 212V210H66V209L65 208L63 209ZM35 209L38 212H36ZM132 209H134V212H133ZM178 209H180V210H178ZM176 210H177V212H176ZM185 210H186L187 214H186ZM197 210H199V211H197ZM204 211H205V213H203ZM12 212H14V216H13L14 219H12V217L10 215V214H12ZM62 212H63V214H62ZM155 213H157V214H155ZM194 213H195V215H194ZM203 214L205 216H203ZM36 215H38V217H36ZM168 215H170L169 216L170 219H168L169 218ZM177 216L180 217V219ZM8 217H9V219H8ZM32 218H33V221H31ZM134 218H136V219L132 222V219H134ZM7 220H8V222H7ZM9 220H10V222H12V221L14 222V220H15V223H13V222L10 223ZM16 220H17V223H16ZM37 220H39V221H37ZM163 220L164 221L166 220V222H163ZM169 220L171 222L173 221L172 223L170 222L172 224V225L169 224L170 227L168 225V223H169L168 221ZM196 220H199V221H196ZM20 221H21V223H20ZM47 221H49V219H47ZM180 221L181 222H185V223H187V221H190V223L186 224L187 228H185V225H183V223H181ZM130 222H132V223H130ZM142 222H144V220H142ZM174 222L177 223L178 229H176L177 226H175L176 224ZM201 223H203L204 225L201 224ZM7 224H9V225H7ZM22 224L24 226H22ZM166 224L168 225V227H167ZM179 224H182V225H179ZM36 225L39 226V227H37ZM43 225H45L48 229L47 228L45 229V226H43ZM188 225L192 229L188 228ZM41 226H42V228H41ZM173 226H174V228H173ZM200 226H202V227H200ZM198 227H199L200 230L198 229ZM205 227H206V229H205ZM101 228L103 229V231L101 230ZM14 229L16 231H14ZM209 229H211V230H209ZM44 230H46V231H44ZM48 230H50V232L52 231V233H50ZM193 230L194 231L196 230V231L194 232ZM215 230H216V232H215ZM47 231H48V233H47ZM200 231H202V233ZM211 231H213L212 234H211ZM218 232L220 233L219 234L220 236L217 235V234H215V233H218ZM43 233H45V234L42 235ZM31 234L34 235V236H31ZM207 234H209V235H207ZM38 235L40 236L39 238L37 237ZM46 235H48L47 238H46ZM35 236L37 237V239H39V242H36L37 239H34ZM218 236H219V238H218ZM31 237H33V238L31 239ZM112 237H111V239L113 240ZM44 238H46V239H44ZM190 238L192 240H190ZM210 239H211V241H208ZM212 239H214L215 243L213 242ZM218 239H219V241H218ZM43 240H45L44 243H43ZM93 240L91 241V243H88L89 242L88 241L87 244H92L93 245ZM198 242L199 243L202 242V244L200 243L201 244L200 245ZM211 242H212V244L214 243V245L210 244ZM217 242H221V244H218ZM45 243H48V245L45 244ZM195 243H196V245L198 244L199 247H202V248H200L201 250L204 247L203 244L205 245L204 248H206L207 246L208 247L209 246H213L214 249H213V247H209L208 250L207 249L206 250L204 249V251L203 250L202 251L204 253L206 252L207 255H206V253L205 254H202V251L200 249H198V247H196ZM49 244H50V246H49ZM107 244H109V245L107 246L106 243H105V245L104 244H101L100 246L99 245H97V246L95 245L96 246L95 248H97L99 250L102 247L103 249H101V250H103L105 252V251L109 250L108 248L115 246V244L113 246H110L111 243H108V242H107ZM193 244L195 245V248H194V245ZM217 244H218L219 247H217ZM40 245L43 246V247H40ZM102 245H104V246H102ZM215 246L217 247L216 249H215ZM34 247H35L36 250L38 249L39 251H40V249H42L41 250L42 252L41 251L39 252L38 250L36 251L34 249ZM105 248H107V249H105ZM217 249L220 250V251H216ZM101 250H99V251L101 252ZM191 250H192V252H191ZM209 250H210V252H209ZM35 251H36V253H35ZM193 251H194V254L197 257H194L193 256ZM211 251H215L216 254H218V253H221V254H218L217 257H216L215 252H213L214 255L212 257H210V255L212 253ZM67 252H70L71 253V251H67ZM47 253H48V251H47ZM44 254H46V255L44 256ZM93 255L94 254H90L89 256L90 257L92 256L91 258L95 259ZM219 255H222V257L220 256L219 257V260H216V259H218V256ZM41 258H42V260H41ZM65 258H66V260L68 262H66ZM71 258L72 257L69 254L66 253V254H64V256L62 258L64 262L62 261V259H59L58 258L61 261H58L57 262L58 259H55L54 260L55 262H53V263H55V264H58V263L61 264L63 262L62 264H72L73 262L74 263H77L78 262L80 264L81 263L84 264L83 263V260H80V259H82L81 256H78L76 258L77 262L76 261H73ZM78 258H80V259H78ZM91 258H89V259H91ZM211 258H213L212 259L213 261L211 260ZM83 259H84V257H83ZM222 259H223V261H222ZM32 260H33L34 263L32 262ZM107 260L108 259H106L104 261L106 262ZM91 261H93L92 263L90 262L91 264H95V262H97L96 260H91ZM98 261L100 262L99 264H102V262L104 263V261H102V262L100 260H98ZM214 261H217V262L220 261V262L217 263V262H214ZM85 264H87V263H85Z\"/></svg>",
	"mask_w": 264,
	"mask_h": 264
},
{
	"label": "bare ground",
	"instance_id": "bare-ground-1",
	"mask_svg": "<svg viewBox=\"0 0 264 264\" xmlns=\"http://www.w3.org/2000/svg\"><path fill=\"white\" fill-rule=\"evenodd\" d=\"M0 1H1V0H0ZM36 1H37V0H36ZM38 1H42V0H38ZM119 1H120V0H119ZM122 1H123V0H122ZM145 1H146V0H145ZM210 1H211V0H210ZM214 1H215V0H214ZM216 1H217V0H216ZM216 1H215V2H216ZM2 2H3V1H2ZM47 2H48V1H47ZM78 2H79V1H78ZM120 2H121V1H120ZM215 2H213V5H214V6L211 5L212 7H215L216 5L218 6V3L216 4ZM220 2L222 3V6L220 5V8L223 7V8H224L223 11H227L228 13L231 14V15H229L230 18L228 19V22L232 21L233 18H234L233 20L236 21V22L233 21V22H234L233 24L236 23V24L238 25L239 29H240V30L237 29V30H238L237 33H239V32L241 31V29H242V30L244 31L243 33H246V34L248 33V34H247L248 36L251 35V36L254 38V41H255L256 39H258V40H256L257 43H259L258 41H260V40L264 41V0H220ZM220 2H219V4H221ZM5 3H6V1H5ZM36 3H37V2H36ZM38 3H40V2H38ZM44 3H45V2H44ZM64 3H65V2H64ZM64 3H63V4H64ZM73 3H74V2H73ZM123 3H125V2H123ZM209 3H210V2H209ZM214 3H215L216 5H215ZM8 4H9V3H8ZM30 4H31V3H30ZM30 4H29V5H30ZM40 4H41V3H40ZM57 4H58V3H57ZM145 4H146V3H144V5H145ZM210 4H212V3H210ZM245 4H246V5H247V4H248V5L250 4V6L247 8V10H244V9H243V7H245ZM0 5L2 6L3 4H0ZM25 5H26V4H25ZM60 5H61V4H60ZM60 5H59V7H60ZM121 5H122V7H123V4H120L119 6L121 7ZM1 6H0V9H1V10H0V15H1V16H4V13L1 12V11H3V9L1 8ZM23 6H24V5H23ZM33 6H34V5H33ZM33 6H32V7H33ZM36 6H37V5H36ZM46 6H47V5H46ZM49 6H50V5H49ZM69 6H70V5H69ZM3 7H4V6H3ZM28 7H29V6H28ZM32 7H30V8H32ZM64 7H65V6H64ZM81 7H82V6H81ZM120 7H118V8L120 9ZM142 7H143V6H142ZM19 8H20V7H19ZM37 8L40 9L41 7L38 6ZM67 8H68V7H67ZM99 8H100V7H99ZM114 8H115V7H114ZM118 8H117V9H118ZM125 8L127 9V7H125ZM125 8H122V9H125ZM144 8H145V7H144ZM144 8H143V9H144ZM161 8H162V7H161ZM28 9H29V8H28ZM28 9H27V10H28ZM44 9H45V8H44ZM82 9H83V8H82ZM94 9H95V8H94ZM96 9H97V8H96ZM148 9H149V8H148ZM156 9H158V8H156ZM27 10H26V11H27ZM45 10H46V12H45ZM45 10H43V9L41 10V9H40V11H42L41 14L43 15L42 17L40 16V19L42 18L41 20L46 21V22H48V24L50 23V24H52V25H54L55 23H57L58 21H57V22H54V21H56V17L54 16V18L52 19V17L49 16L50 14H49V13L47 14V10H48V9L46 8ZM63 10H64V9H63ZM99 10H100V9H99ZM153 10H155V9H153ZM160 10H162V9H160ZM164 10H165V9H164ZM221 10H222V8H221ZM29 11H31V9L28 10L27 12H29ZM32 11H33V12H36V11H34V10H32ZM85 11H86V10H85ZM120 11H122V10H120ZM120 11H119V12H120ZM141 11H143V10H141ZM147 11H148V10H147V8H146V11H145V12H147ZM158 11H159V10H158ZM217 11H218V9H217ZM217 11H216V9L214 10V12H217ZM33 12H32V13H33ZM51 12H52V11H51ZM64 12H65V11H64ZM123 12H124V10H123ZM126 12H128V11H126ZM148 12L150 13V12H152V11H148ZM159 12H160V11H159ZM227 12H226V14H227ZM2 13H3V14H2ZM149 13H147V15H145L146 13H143V14H144L145 16H148ZM217 13H218V12H217ZM217 13H215V15H216V16H219V15H217ZM33 14H35V13H33ZM52 14L54 15V13H52ZM52 14H51V15H52ZM126 14H127V13H126ZM126 14H125V15H126ZM152 14H154V12H152ZM157 14H159V13H157ZM157 14H155V16H153V17L159 16V15H157ZM212 14L214 15L213 12H212ZM219 14H220L222 20H223V19L225 20V18H228V17H229L228 14H227V15L225 14L227 17H225V18L222 17L221 14H224V12H223V13L221 12V13H219ZM25 15H26V14H25ZM37 15H38V14H37ZM53 15H52V16H53ZM55 15H56V14H55ZM128 15H129V14H128ZM209 15L211 16L210 13H209ZM215 15H214V16H215ZM225 15H223V16H225ZM1 16H0V17H1ZM30 16H31V13H30ZM30 16H28V17H30ZM220 16H219V17H220ZM231 16H232V17H231ZM153 17H151V18H153ZM160 17H161V16H160ZM211 17H213V16H211ZM1 18H2V17H1ZM1 18H0V19H1ZM22 18H23V17H22ZM26 18H27V17H26ZM58 18H59V17H58ZM130 18H131V17H130ZM148 18L150 19V17H148ZM157 18H158V17H157ZM215 18H216V17H215ZM215 18H213V19L216 20ZM231 18H232V19H231ZM40 19H39L38 21H40ZM54 19H55V20H54ZM122 19H123V18H122ZM153 19H154V18H153ZM155 19H156V18H155ZM210 19H211V18H209L208 20H210ZM230 19H231V20H230ZM4 20H6V19L4 18ZM7 20H8V19H7ZM13 20H14V19H13ZM36 20H37V19H36ZM36 20H35V21H36ZM61 20H62V19H61ZM99 20H100V19H99ZM128 20H129V19H127V21H128ZM217 20H219V18H218ZM222 20H221V21H222ZM224 20H223V21H224ZM226 20H227V19H226ZM226 20H225V21H226ZM0 21H1V20H0ZM127 21H126V22H127ZM132 21H134V20H132ZM211 21H213V20H211ZM254 21H256L259 25L257 24V25H258L257 27L255 26V28H250L249 25H251V24H249V22H254ZM3 22L5 23V21H3ZM12 22H13V21H12ZM24 22H25V21H24ZM103 22H104V21H103ZM105 22H106V21H105ZM123 22H124V21H123ZM128 22H130V21H128ZM228 22H226V23H228ZM1 23H2V22H1ZM1 23H0V24H1ZM7 23H8V22H7ZM26 23H28V22L26 21ZM61 23H62V22H61ZM133 23H134V22H133ZM214 23H215V22H214ZM214 23H213V24H214ZM220 23H221V22H220ZM220 23H219V21H217L215 27H216V28H220V26L222 27L221 24H223V23H221V24H220ZM231 23H232V22H231ZM57 24H58V23H57ZM57 24H56V25H57ZM121 24H122V23H121ZM125 24H126V23H125ZM141 24H142V23H141ZM213 24H212V25H213ZM217 24H219L220 26L217 27V26H218ZM224 24H225V23H224ZM224 24H223V27H224ZM6 25H7V24H6ZM8 25H10V23H9ZM39 25H40V24H39ZM42 25H43V24H42ZM44 25H45V24H44ZM44 25H43V26H44ZM46 25H47V24H46ZM104 25H105V24H104ZM130 25H131V24H130ZM130 25H129V26H130ZM212 25H211V26H212ZM214 25H215V24H214ZM225 25H226V24H225ZM228 25H229V24H228ZM231 25H232V24H231ZM0 26H1L2 28H3V27L9 28V27H7V26H3V25H0ZM24 26H25V25H24ZM43 26H42V27H43ZM49 26H50V25H49ZM59 26H60V24H59ZM59 26L57 27L58 29L55 27V25H54L55 28H51L52 26H50L51 29L48 28V29H50V30L46 31L47 34L44 35V34L42 33V35H43L42 38H41V36H40V38L42 39V40H41V43H42V41L45 42L46 40L48 41V40H50V39H57V40H59V42H57V40H56V41L54 40V41H55V44H56V42H57V44L59 45V46H58V45L55 46V47H56V48H55V51H57V50L61 51V50H62V49L60 50V48L63 47V46H60L61 43H62V45H66L65 43H63V42H66V41H63V39L61 40V38H62L61 36H63L64 33L62 34L61 26H60V27H59ZM127 26H128V25H127ZM136 26H137V25H136ZM161 26H162V24H161ZM161 26H160V27H161ZM226 26H227V25H226ZM226 26H225V27H226ZM233 26H234V25H232V27H233ZM248 26H249V27H248ZM101 27H102V26H101ZM130 27H132V26H130ZM134 27H135V26H134ZM143 27H144V26H143ZM162 27H163V26H162ZM215 27H214V28H215ZM223 27H222V29L225 30V29H224L225 27H224V28H223ZM228 27H231V26H228ZM2 28H0V30H2ZM24 28H25V27H24ZM113 28H114V26H113ZM140 28H141V27H140ZM157 28H158V27H157ZM205 28H206V27H205ZM208 28H209V27H208ZM233 28H235V26H234ZM236 28H237V26H236ZM236 28H235V29H230V28H228V29L232 30V31L229 30V31H230L229 33L232 32V33H231V35H232V34H233V31L236 30ZM3 29H4V28H3ZM13 29H15V28H13ZM144 29H145V28H144ZM159 29H160V28H159ZM197 29H198V28H197ZM203 29H204V28H203ZM222 29H221V30H222ZM10 30H11V28H10ZM15 30H16V29H15ZM15 30H14L13 34H14V36H15V38H16L17 35H16V31H15ZM17 30H18V29H17ZM22 30H23V28H22ZM94 30H95V29H94ZM157 30H158V29H157ZM204 30H205V29H204ZM209 30H211V29H209ZM212 30H213V28H212ZM212 30H211V31H212ZM215 30L218 31V32L216 31V33H218V34H219V32L221 31L220 29H219V30H218V29H215ZM226 30H227V29H226ZM4 31H5V30H4ZM20 31H21V30H19V32H20ZM43 31H44V30H43ZM115 31H116V30H115ZM195 31H196V30H195ZM201 31H202V30H201ZM206 31H207V29H206ZM211 31H210L209 33H211ZM213 31H214V30H213ZM1 32H2V31H1ZM1 32H0V33H1ZM5 32H6V31H5ZM41 32H42V31H41ZM41 32L39 33L40 35H41ZM144 32H145V31H144ZM193 32H194V30H193ZM193 32H192V33H193ZM196 32H199V31H196ZM224 32H228V31H224ZM11 33H12V32H11ZM94 33H95V32H94ZM145 33H146V32H145ZM150 33H152V32H150ZM200 33H201V32H200ZM202 33H203V32H202ZM221 33H222V32H221ZM229 33H227L228 35H227L226 33H222L221 35L226 34V37H225V35H223V36H224V38H227V36H230ZM240 33H241V32H240ZM13 34H12V35H13ZM17 34H19V33H17ZM27 34H28L27 31H24V32H20L19 36L22 37V38L24 39V38H25V35L27 36ZM129 34H130V33H129ZM183 34H184V33H183ZM204 34L206 35L207 32L204 33ZM212 34H213V35H212L213 37L216 36V35L214 36L215 33L212 32ZM246 34H245V35H246ZM1 35H3V33H2ZM142 35H143V34H142ZM147 35H148V34H147ZM191 35H192V34H191ZM193 35H194V34H193ZM197 35L199 36V33H197ZM201 35H202V34H201ZM205 35H204V36H205ZM233 35H234V34H233ZM48 36H49L50 38H49ZM120 36H121V35H120ZM127 36H128V35H127ZM130 36H131V35H130ZM194 36H195V37H198V36H196V35H194ZM194 36H193V37H194ZM236 36H239V35L235 34V41L237 40V38H239V37H236ZM242 36H243V34H242ZM242 36H241V38H242ZM251 36H250V37H251ZM92 37H93V36H92ZM146 37H147V36H146ZM213 37H212V38H213ZM231 37L234 38V36H231ZM252 37H251V41H252ZM4 38H6V37H4ZM11 38H12V36H11ZM15 38H14V39H15ZM17 38H18V36H17ZM17 38H16V39H17ZM40 38H39V39H40ZM63 38H64V37H63ZM94 38H95V36H94ZM113 38H114V37H113ZM150 38H151V37H150ZM201 38H202V37H200V39H201ZM218 38H220V36H218ZM224 38L221 39V40H222V41H225ZM243 38H244V37H243ZM246 38H247V36H246ZM18 39L21 40L20 38H18ZM18 39H17V40H18ZM23 39H22V40H23ZM39 39L37 38V41H38ZM43 39H44L45 41H44ZM147 39H148V38H147ZM151 39H152V38H151ZM151 39H150L149 41H151ZM193 39H194V38H193ZM213 39H214V38H213ZM229 39H230V38H229ZM244 39H245V38H244ZM247 39H249V38H247ZM247 39H246V40H247ZM10 40H11V39H10ZM17 40H16V41H17ZM22 40H21V41H22ZM32 40H33V39H32ZM32 40H31V42H32ZM64 40H66V39H64ZM74 40H75V39H74ZM137 40H138V38H137ZM142 40L144 41V39H142ZM216 40H217V39H215L214 41H216ZM218 40H220V39H218ZM221 40H220V41H221ZM232 40L234 41V39H231V40H227V39H226L225 42H227V41L229 42V41H232ZM238 40L240 41V39H238ZM238 40H237V42H239ZM242 40H243V39H242ZM11 41H12V40H11ZM47 41H46V42H47ZM51 41H52V40H51ZM54 41H53V42H54ZM60 41H62V42H60ZM80 41H81V40H80ZM80 41H79V42H80ZM118 41H119V40H118ZM149 41H148V42H149ZM193 41L195 42V40H193ZM197 41H198V43L200 42L199 40H197ZM212 41H213V40H211V42H212ZM222 41H221V42H222ZM233 41H232V42H233ZM249 41H250V40H249ZM18 42H19V41H18ZM33 42H34V41H33ZM35 42H36V41H35ZM35 42H34V43H35ZM39 42H40V41H39ZM46 42L43 43V44H45V47H46ZM83 42H84V41H83ZM111 42H112V41H111ZM225 42H223V47H224V44H227V43H225ZM242 42H243V41H242ZM246 42H247V41H246ZM16 43H17V42H16ZM51 43H52V42H51ZM59 43H60V44H59ZM72 43H73V42H72ZM114 43H115V42H114ZM114 43H113V44H114ZM121 43H122V42H121ZM126 43H127V42H126ZM141 43H142V41H141ZM196 43H197V42H196ZM230 43H231V42H230ZM234 43H235V42H234ZM234 43H232V44H234ZM244 43H245V42H244ZM260 43H261V42H260ZM47 44H48V43H47ZM52 44H53V43H52ZM73 44H75V42H74ZM77 44H78V43H77ZM84 44H85V43H84ZM188 44H189V43H188ZM239 44L241 45V41H240ZM247 44H248V42H247ZM253 44H254V43H253ZM255 44H256V42H255ZM263 44H264V43H263ZM14 45H15V44H14ZM28 45H29V44H28ZM28 45H27V46H28ZM37 45H38V44H37ZM39 45H41L40 47H42V44H39ZM69 45H70V44H69ZM120 45H121V44H120ZM126 45H127V44H125V46H126ZM143 45H144V44H143ZM143 45H142V46H143ZM190 45H191V44H190ZM240 45H239V46H240ZM242 45H243V44H242ZM242 45H241V46H242ZM48 46H49V45H47V48H49ZM53 46H54V44H53ZM85 46H87V48L89 49V51L91 50V48H89L88 45H85ZM85 46L83 45L84 49H85ZM136 46H137V45H136ZM210 46H211V45H208V47H210ZM231 46H232V45H231ZM233 46H234V45H233ZM236 46H237V44H236ZM239 46H238V47H239ZM241 46H240V47H241ZM2 47H3V46H2ZM13 47H14V46H13ZM17 47H18V46H17ZM45 47H44V46H43V48H39V47L36 48V47H35L36 49H32V50H30L29 52H26V55L23 54V56H24V57L26 56V58H27V56L29 57L30 55L32 56L33 54L36 56V57L33 56V60H32V61L26 59V60H27V63H26V62H25V63L27 64V66H26L27 69L30 70L31 72H33V71L35 70L34 72L36 73V74H35L36 78H35L34 80H35L36 82H39L41 79H44L45 77L43 78V76H44L46 73H48V72H51V75H49V76H50V78H51L52 80H54V81H55V80H58V79H60L59 81H61L62 79L65 80V78L67 77V75H68L69 73H71V71H72L71 68H72L73 70H74V68H73L72 66L70 67V65L68 64L69 61H67V60H66L65 62L58 63V65L51 66V65H53L52 63L55 62V61H53V62L51 63V61L54 60V59H56V58H52V57L49 58V57H48L47 51L50 50V49H48V50L46 51V54H47V56H46V55H45V50H44ZM65 47H66V46H65ZM65 47H63V48H65ZM81 47H82V46H81ZM93 47H94V46H93ZM93 47H92V48H93ZM139 47H140V46H139ZM189 47H190V46H189ZM208 47H207V48H208ZM218 47H219V46H218ZM220 47H221V46H220ZM225 47H226V45H225ZM240 47H239V48H240ZM243 47H244V46H243ZM245 47H246V45H245ZM4 48H5V47H4ZM7 48H8V47H7ZM21 48H22V47H21ZM32 48H33V47H32ZM51 48H53V47H51ZM173 48H174V47H173ZM207 48H206V49H207ZM210 48H211V47H210ZM210 48H209V49H210ZM246 48H247V47H246ZM18 49H19V47H18ZM103 49H106V48H103ZM2 50H3V49H2ZM14 50H15V49H14ZM14 50H13V51H14ZM52 50H54V48H53ZM64 50H65V49H64ZM64 50H62V51H64ZM85 50H86V49H85ZM159 50H160V49H159ZM169 50H170V49H169ZM173 50H174V49H173ZM204 50H205V49H204ZM211 50H212V49H211ZM213 50H214V49H213ZM213 50L211 51V54H215V53H212ZM217 50H218V49H217ZM50 51H51V50H50ZM50 51H48V53H49ZM78 51H79V50H78ZM89 51H88V52H89ZM97 51H98V50H97ZM99 51H100V50H99ZM170 51H171V50H170ZM170 51H167V53L170 52ZM205 51H207V50H205ZM208 51H209V50H208ZM208 51H207V53H210V52H208ZM3 52H4V51H3ZM86 52H87V50H86ZM101 52H103V51H101ZM104 52H105V50H104ZM160 52H162V51H160ZM173 52H174V51H172V53H173ZM217 52H218V51H217ZM217 52H216V53H217ZM11 53H12V52H11ZM31 53H32V54H31ZM52 53H53V51H52ZM57 53H59V52H57ZM172 53H169V56H170V57H173V56H174V55L171 56ZM1 54H2V53H1ZM1 54H0V55H1ZM53 54H56V53H53ZM53 54H52V56H53ZM90 54H91V53H90ZM94 54H95V53H94ZM96 54H97V53H96ZM99 54H100V53H99ZM162 54H165V53L163 52ZM174 54H175V52H174ZM201 54H203V53H198V55H201ZM3 55L5 56V54H3ZM3 55H2V57H3ZM8 55H9V54H8ZM11 55H12V54H11ZM17 55H18V54H17ZM50 55H51V54H50ZM62 55H63V54H61V56H62ZM92 55H93V54H92ZM92 55H91V56H92ZM100 55H104V54L101 53ZM160 55H161V53H160ZM177 55H178V54H177ZM177 55H176V56H177ZM196 55H197V54H196ZM205 55H206V53H204V56H205ZM6 56H7V55H6ZM31 56H30V57H31ZM57 56H59V55H57ZM65 56H66V55H65ZM97 56H99V55H97ZM134 56H135V55H134ZM165 56H167V55H164V56L161 55V56H160V61H161V57L163 58V57H165ZM169 56H168V57H169ZM207 56H210V54H209V55L207 54ZM211 56H212V55H211ZM213 56H214V55H213ZM213 56H212V57H213ZM2 57L0 58V109H1V110H0V114H1L0 116H2V118H3L4 121H5V132H7V133L9 134V136H10L9 140H7V139L5 138V139H6L5 142L8 141L7 144H9V148H11V150H12L13 153L17 152V154H18V153L21 154V155L18 154V157H16V158H13V157H12L11 160H13V161L9 163V167H10V165L13 167L12 170L15 171V174H16V175L12 174V172H11L10 169H9V167H6V168H8V170H7V169L5 168V166H4V167L2 166L3 168H5V169L7 170V172L10 171V172H11V175H14L15 177H11V178H9L8 176H11V175H8V176H7V174H5L6 170H5V172H4V170L1 169V171L3 170L2 172H4L5 176H7V177L5 178V181H4L5 183H4V185H3L2 188L0 189V190H1V191H0V204H2V206L4 207V210H6V209L8 208V206L11 205V207L14 208V211H15L16 208H18V206H19V205H17V204L20 203L19 200H17V199L19 198V196L21 197V196L24 195V196H25L24 198H26V201H27V202L24 201V202L22 203L21 207H20V210H21V213H22V217H21V218H22V220H23L22 223H23V222H24V223H27V226H28V220H29L30 217H33V218H34V221L36 220V218L34 217V215L32 216V212H33V210L31 211V208H30V207L32 206L31 204H32V203H34L35 205H36V203L38 204V201H37L36 203H35L34 201H36V199L40 200L39 198H41V196H43L44 199H45L46 201H49L48 203H45L46 201L43 199V202L45 203V204H44V203L40 200L41 203L44 204V206L39 202V203L42 205V210H41V208H40V211H39V212H41V215H42V216H39V220L41 219V217H43V218H44V219H42L43 222L46 221V222H49V223H50V221H52L50 225H51V226L54 225V226H52V229L54 230V233H55L54 238L52 237V239H53L54 241H53L52 239H51V240L49 239L50 241H46V242H50V243H51V241H52V243H51L52 245L50 246V244H49L50 249L47 250L48 253H47V251H46V254H47V259H46L47 262H46V264H55V263H53V262H55L54 260H55V259H58V258H59V259H62L63 256H64V254H66V253L69 254V255L72 257L71 259H72L73 261H76V262H77L76 258H77L78 256H81L82 259H80V258H78V259L83 260V263H84V264H85V263H87V264H91V263L93 262V261H91V260H96L97 262L94 261L95 264H99L100 262H99L98 260H100V261L102 262V261H104V260H106V259H108V260H107L106 262L104 261V263L102 262V264H155V263H153L152 261L149 262V263L146 262V261H145V262H142V263H141V262L139 263V262H137L136 260H133V259H131L130 257H127L126 254H117L118 251H117V252L115 251L114 247H115V248L117 247V246H116V243H118V242L121 243V242H120V241H121V239H120L121 236H119V235H122V234H124V233H127V230L130 228V226H129V227L127 226V228L124 227L122 230H119V229H118V233H119V231H121V232L118 234V237H117L116 239L113 238V237H115V236H114V234H115L114 232H116V234H117V231H114V232H113V230H112V231H111V230H110V231L107 230V232H102L101 234H100V231H98V233H97L98 235L96 234V238L93 237L94 240L91 238V239L93 240V245H92V244H87L88 241H89L88 243H91V241H92V240L90 241V236H91L92 234L95 233V231H96V227H97V229L100 228V227L103 228L104 224H102V225H101L100 223L97 224V225L100 226V227H98V226H96V225H93L92 227L89 228L88 231L86 230V232L78 231V229H79V228H77L78 226H76V225L73 224L72 226H70V228H69V232L67 231V233H69V234L72 235V238H64V240L62 241L61 236H62V233L65 232V231H64V230H65L64 227H65L66 223H67L68 221H76V220H77V218H75L76 220L73 219V216H75V214H71V211L68 210L69 207H70L71 205H73L74 208H75V207H77L80 203H82V201H87V200H83L84 198H83V199L80 198V197H82V196H80V195H82V192L80 193V190H79L78 193H76L74 190H71V187H72L71 184H72V182L74 181V179H79V178H74V176H73L74 179H73L72 177L70 178V175H71V174H68V175H69V178H67V175L65 176V177L68 179V181H67V182L64 181V185L61 186V183L63 182L64 178H63V176L60 177L61 174H60V176H56V179L58 180L59 177H60L62 182H60V181L58 180V181L60 182V186H57V187L54 186L55 188L53 187L54 189H53V190H50V192H47V191H46L48 194L50 193L49 195H47L46 192H45V193H42V190L45 189L44 186H45L46 184L49 185V183H48L49 181H50V182H51V181L54 182L55 185H56L57 180L54 181V180H55V179H54L55 177H50V178H52L51 180H49V181L46 180L47 183H46L45 180H44V182L42 183V182H41V181H42L41 178H40V180H41V181H40V180L38 179V177H41V175H43L45 172L47 173L48 176H50L51 174H56V173H54V172H55V171H56V172H59V171H60L59 169H60L61 167H65L66 165H72V163L74 164V162L79 161V159H78L79 157H78V158L75 157V155L77 156V154H78V153L76 154V152H77V150H78V149H76V148H78V147L75 145V144H76V142H75V141H76V138H75V137H80V135H78V134H79V133H78L79 131H78V132H75V133H78V134H77L78 136H75L74 138H73V136H72L73 139H72L71 137H66L69 133H68L67 135L64 136L65 138H64L63 136H61V137L64 138V140L61 139L62 141L59 143L60 145H58V146H57V144H58L59 141L57 142V139H55L56 142H57V144H56L55 146H52V148L55 149L56 146H57L58 150L55 149L56 151H60V148H61V149H62V150H61V151H62V154H64V156H63L62 154H60V153H61V151H60V152H58V153H59L61 156H63V157H61V156H60V157H57V154H56V157H57V158H55V159H56V160H59V159H60V161H56V160L54 161L53 159H54V157H55V156H54V155H55V154H54L55 152H54V153L51 152V150H53V149L50 150V147L48 148V147L46 146V145H48V144L51 143L50 140H52V139L49 137L50 134H49V136H48V134L46 133V134H47L46 136H48L50 139H49L48 137L46 138V136H44L45 131H46V130L44 131L45 128H44V129H41V128H42V127H41L42 125H40V124L38 123V124L40 125V126H38L37 123H36L37 120L35 119L36 115H37V119H39L38 117H39L41 114L43 115V118H44V115H46V114H45L46 112H43L41 109L45 110V106L47 107V105H44L43 108H41L42 105H43V104H42L41 107H40V109H38V113H39L40 110L44 113V114H43V113H41V114L39 113V116H38V114L36 113L37 110H36V111L34 110L35 113H33V111H32L33 109H30V108L27 107V106H30V105H29V104H28V105H26V104L24 105L25 102L22 101V100H21V102H22V103L24 102L23 105L26 106V107H23V108L19 107V108H21V109H19V110H18V107L15 108L14 105L16 104V102L14 101L15 104H13V100L16 99V96H15V93L12 92V85H11L12 83H11V82H12L13 80H15L14 78H15L16 76H18V75L20 76L21 73L18 74V73H19V72H18L17 75H15L14 70L11 71L12 68H11L10 70H8L7 67L4 68V65H5V64L3 65V62H2L3 60L1 61ZM20 57H22V56H20ZM24 57H22L21 60H24V59H23ZM93 57H94V56H93ZM193 57H195L194 60L196 61V60H197L196 56H192V58H193ZM212 57H210L211 60L213 59ZM5 58H6V57H5ZM57 58L59 59V57H57ZM64 58H65V57H64ZM66 58H67V57H66ZM66 58H65V59H66ZM90 58H91V57H90ZM95 58L97 59V57H95ZM98 58H99V57H98ZM107 58H108V57H107ZM107 58H106L105 60H107ZM134 58H135V57H134ZM134 58L132 57V60H133ZM136 58L138 59L137 56H136ZM166 58H167V57H166ZM166 58H164V59H166ZM174 58H175V56H174ZM51 59H52V60H51ZM58 59H57V60H58ZM92 59H93V58H92ZM100 59H101L102 61H105V60L102 59L101 57H100ZM124 59H125V58H124ZM127 59H128V58H127ZM127 59H126V61H128ZM137 59H136V60H137ZM5 60H6V59H5ZM5 60H4V61H5ZM19 60H20V58H18V60H16V61H19ZM21 60H20V61H21ZM62 60H63V59H62ZM97 60H98V59H97ZM101 60H100V62H102ZM132 60H130V61L132 62ZM134 60H135V59H134ZM162 60H163V59H162ZM169 60H171V59H169ZM169 60H168V62L170 63ZM172 60H173V59H172ZM12 61H15V60H12ZM12 61H11V63H12ZM16 61H15V62H16ZM20 61H19V63H20V64H21V63L23 64L24 61H23V62H20ZM60 61H61V60H60ZM110 61H111V60H110ZM130 61H129L128 65H131V64H132ZM166 61H167V60H165V61L163 60L164 63H166ZM209 61H210V59H209ZM58 62H59V60H58ZM66 62H67V63H66ZM92 62H93V61H92ZM98 62H99V61H98ZM98 62H97V64H98ZM100 62H99V63H100ZM105 62H106L105 65L108 64L107 61H105ZM123 62H125V60H124ZM135 62L137 63V61H135ZM135 62H134V63H135ZM138 62H140V60H139ZM168 62H167V63H168ZM214 62H215V61H214ZM11 63H10V64H11ZM13 63H14V62H13ZM13 63L11 64L12 66L14 65ZM16 63H17V62H16ZM69 63H72V62L70 61ZM130 63H131V64H130ZM193 63L195 64V62H193ZM225 63H226V62H225ZM92 64H93V63H91V64H89V65H90V66H93ZM97 64H96V65H97ZM102 64H103V62H102ZM109 64H111V63H109ZM109 64H108V65H109ZM123 64H124V63H122V65H123ZM194 64H193V65H194ZM213 64H214V63H213ZM94 65H95V64H94ZM103 65H104V64H103ZM103 65H102V66H103ZM111 65L114 66V64H111ZM111 65H109V66H111ZM119 65H121V64H118L117 66H119ZM126 65H127V64H126ZM134 65H135V64H134ZM134 65H133V66H134ZM211 65H212V63H211ZM225 65H226V66H225ZM225 65H223V66L227 67V64H225ZM8 66H9V65H8ZM20 66H21V65H20ZM98 66H99V65H98ZM113 66H112V67H113ZM117 66H116V67H117ZM223 66H222V67H223ZM15 67H16V65H15ZM17 67H19V66H17ZM17 67H16V68H17ZM21 67H22V66H21ZM21 67H20V68H21ZM23 67H25V66L23 65ZM26 67H25V68H26ZM116 67H113V68H116ZM196 67H197V63H196ZM217 67H218V66H217ZM257 67H258V66H257ZM2 68H3V69H2ZM89 68H90V67H89ZM95 68H98V67L95 66ZM95 68H94V69H95ZM103 68H105V67H103ZM107 68H109V67H107ZM113 68H111V69H113ZM123 68H124V66H123ZM123 68H122V70H123ZM125 68H126V67H125ZM5 69H6V71H5ZM13 69H15V68H13ZM22 69H23V68H22ZM27 69H25V71H27ZM33 69H34V70H33ZM90 69H91V68H90ZM90 69H89V71H88L87 68H86V70H87L88 72L91 71ZM118 69H119V68H118ZM196 69H197V68H196ZM199 69H201L200 71L203 70V68H200V67H199ZM199 69L196 70V71H197V72H196L197 74H198V72H199V71H198ZM215 69H216V68H215ZM224 69H225V68H224ZM32 70H33V71H32ZM75 70H76V69H75ZM75 70H74V71H75ZM84 70H85V69H84ZM95 70H96V69H95ZM105 70H107V69H105ZM108 70H109V69H108ZM120 70H121V69H120ZM120 70H119V71H120ZM131 70H132V69H131ZM217 70H218V68H217ZM217 70H216V71L213 70V71L215 72V75H216V72L219 71V70H218V71H217ZM221 70H223V69L221 68ZM225 70H226V69H225ZM260 70H261V69H260ZM15 71H19V70H15ZM113 71H115V70H113ZM116 71L118 72L117 68H116ZM116 71L114 72V74H116ZM126 71H127V70H126ZM133 71H134V70H133ZM213 71H212L211 73L214 75ZM22 72H23V71H22ZM27 72L29 73V71H27ZM81 72H85V71L81 70ZM92 72H93V70H92ZM127 72H128V71H127ZM135 72H136V71H135ZM219 72H220V78H221V79H223V76H225V75L227 74V73L225 74V72L223 73V71H219ZM219 72H218V73H219ZM221 72L223 73L222 76H221V74H222ZM72 73H73V72H72ZM74 73H77V72H74ZM86 73H87V72H86ZM95 73H96V71H95ZM211 73H210V75H211ZM218 73H217V75H218ZM255 73H256V72H255ZM263 73H264V72H263ZM22 74H23V73H22ZM22 74H21V75H22ZM25 74H26V73H25ZM25 74H24V75H25ZM43 74H44V75H43ZM49 74H50V73H49ZM77 74H79V73H77ZM83 74H84V73H81L82 76H83ZM88 74H89V75H88ZM91 74H93V73H91ZM91 74H90V73H87V75L85 74V76H87V78H88V76L90 77ZM119 74H120V73H119ZM119 74H118L117 78L122 79V78L120 77V75L123 74V72H122L120 75H119ZM129 74H130V75H129ZM129 74H128V76L131 77V73H130V71H129ZM132 74H133V73H132ZM14 75H15V77H14ZM46 75H47V74H46ZM70 75H71V74H70ZM75 75H76V74H75ZM75 75H74V77H75ZM81 75H79V76H81ZM94 75H95V74H94ZM116 75H117V74H116ZM116 75H115V77H116ZM124 75H125V74H124ZM217 75H216V76H217ZM28 76H29V77H27V74H26L25 77H27L28 79L32 77V76L30 77V75H28ZM68 76H69V75H68ZM79 76L77 75L75 78H77V79H81V77L79 78ZM85 76H84V77H85ZM108 76H109V75H108ZM256 76H257V75H256ZM256 76H255V77H256ZM258 76H259V75H258ZM13 77H14V78H13ZM22 77H24V76H22ZM22 77H21V78H22ZM71 77H72V76H71ZM71 77H68L69 80H70ZM74 77H72V79H73ZM104 77H105V79H106V75H105ZM112 77H113V76H112ZM124 77H125V76H124ZM124 77H123V78H124ZM209 77H210V76H209ZM211 77H214V76L211 75ZM217 77H219V75H218ZM249 77H250V76H249ZM17 78H18V77H17ZM19 78H20V77H19ZM46 78H47V76H46ZM50 78H49V81L52 82V81L50 80ZM75 78H74V80H75ZM117 78H115V79L117 80ZM125 78H126V79H123V80H127V78H129V77L126 76ZM174 78H176V77H174ZM174 78H173V80L175 81ZM235 78H236V77H235ZM237 78L239 79V77H237ZM252 78H253V77H252ZM259 78H261V77H259ZM259 78H258V79H259ZM47 79H48V78H47ZM77 79H76V80H77ZM85 79H86V78H84V80H85ZM101 79H102V77H101ZM108 79H109V78H108ZM110 79H111V77H110ZM177 79L179 80L178 77H177ZM209 79H210V78H209ZM211 79H212V78H211ZM214 79H215V77H214ZM214 79H213V80H214ZM221 79H220V80H221ZM240 79H242V78H240ZM263 79H264V78H263ZM32 80H33V79H32ZM32 80L30 79L31 83H34V81L32 82ZM67 80H68V79H67ZM67 80H66V82H67ZM261 80H262V79H261ZM46 81H47V80H46ZM46 81H45V82H46ZM78 81H79V80H78ZM102 81H103V80H102ZM111 81H112V80H111ZM120 81L122 82V80H120ZM176 81H177V80H176ZM179 81H180V80H179ZM184 81H185V80H184ZM206 81H208V80H206ZM210 81H211V80H210ZM210 81H209V82H210ZM221 81H222V80H221ZM233 81H234V80H233ZM248 81H249V80H248ZM251 81H252V80H251ZM251 81H249V82H251ZM26 82H27V81H26ZM36 82H35V83H36ZM62 82H63V81H62ZM81 82H82V81H81ZM85 82H86V80H85ZM116 82H117V81H114V82L112 81V84H116ZM121 82H120V83H121ZM180 82H181V81H180ZM185 82H186V81H185ZM223 82H224V81H223ZM236 82H237V81H236ZM240 82H242V81H240ZM262 82H263V81H262ZM53 83H54V82H53ZM53 83H52V84H53ZM58 83H60V82H57L56 84H58ZM69 83H71V82H69ZM75 83H76V82L73 83L74 86L76 85ZM79 83H80V82H79ZM97 83H98V81H97ZM118 83H119V82H118ZM118 83H117V84H118ZM171 83H172V82H171ZM230 83H231V81H229V84H230ZM233 83H234V82H233ZM233 83L230 84V85H231L230 88L234 87V86H233V85H234ZM238 83H239V82H238ZM40 84H43V82L40 83ZM40 84H39V85H40ZM64 84H65V81H64ZM67 84H68V83H67ZM73 84H71V85H73ZM83 84H85V83H83ZM95 84H96V83H95ZM95 84H93V85H95ZM108 84H110V83H108ZM122 84H123V82H122ZM122 84H121V85H122ZM175 84H176V83H175ZM177 84H179V82H178ZM182 84H183V82H182ZM182 84H181V86H182ZM209 84H210V83H208V85H209ZM229 84H227V82H226V84H225L226 86L228 85V88H227V91H228V92H229V90H230V89H229V86H230ZM232 84H233V85H232ZM239 84H241V83H239ZM32 85H33V84H32ZM32 85H31V86H32ZM36 85H38V84H36ZM39 85H38V86H39ZM43 85H44V84H43ZM47 85H48V83H47ZM47 85H44V87L47 86ZM68 85H70V84H68ZM87 85H88V84H87ZM101 85H102V84H101ZM110 85H111V84H110ZM169 85H170V84H169ZM171 85H173V84H171ZM222 85H223V83H222ZM222 85H221V86H222ZM243 85H244V84H243ZM262 85H263V84H262ZM16 86H17V85H16ZM16 86H15V87H16ZM41 86H42V85H41ZM56 86H57V85H56ZM61 86H62V85H61ZM63 86H64V85H63ZM63 86L61 87L62 90L64 89ZM79 86H80V85H79ZM113 86L115 87L116 85H113ZM123 86H124V85H123ZM125 86H126V85H125ZM125 86H124V87H125ZM179 86H180V85H179ZM181 86H180V87H181ZM187 86H188V85H187ZM226 86H225V88H226ZM236 86H238V85L235 84V88H236ZM13 87H14V85H13ZM17 87H18V86H17ZM22 87H23V86H22ZM33 87H34V85H33ZM36 87H37V86H36ZM36 87H34V88H36ZM42 87H43V86H42ZM42 87H41V88H42ZM64 87H65V86H64ZM77 87H78V86H77ZM84 87H85V85H84ZM95 87H96V86H95ZM98 87H99V86H98ZM105 87H106V85H105ZM173 87H174V85H173ZM180 87H179V88H180ZM183 87H184V86H183ZM185 87H186V84H185ZM209 87H210V86H209ZM223 87H224V86H223ZM243 87H244V86H243ZM18 88H21V87H18ZM66 88H67V87H66ZM80 88H81V86H80ZM80 88H79V89H80ZM91 88H93V87H91ZM118 88H119V87H118ZM238 88H240V87L238 86ZM246 88H247V87H246ZM263 88H264V86H263ZM2 89H5V90L7 89V91H8L7 93L4 92V93H6V94H5V96L3 95V97L1 96V93H2L1 90H2ZM27 89H28V88H27ZM38 89H39V88H38ZM42 89H43V88H42ZM45 89H46V88H45ZM45 89H44L43 91H45ZM56 89H57V87H56ZM59 89H60V87H59ZM68 89H70V87H69ZM68 89H67V90H68ZM72 89H73V88H72ZM85 89H88V88H85ZM101 89H102V88H101ZM120 89H121V88H120ZM125 89H126V88H125ZM127 89H128V88H127ZM127 89H126L125 91H127ZM165 89H166V88H165ZM15 90H16V89H15ZM19 90H20V89H19ZM23 90H24V89L22 88V91H21V92H22V93H21L22 95L25 93V91H24V93H23ZM31 90H33V89L31 88ZM34 90H35V89H34ZM46 90H47V89H46ZM62 90L60 89V91H62ZM76 90H78V89L76 88ZM97 90H99V89H97ZM103 90H105V89H103ZM123 90H124V88H123ZM231 90H233V89H231ZM231 90H230V91H231ZM236 90H237V89H236ZM236 90L234 89L233 91H236ZM9 91H10V92H9ZM54 91H56V90H54ZM57 91H58V89H57ZM60 91H59V93H60ZM70 91H71V90H70ZM84 91H85V90H84ZM94 91H95V90H94ZM94 91H93V92H94ZM115 91H116V90H115ZM117 91H119V90H117ZM162 91H163V90H162ZM165 91H166V90H165ZM233 91H232V92H233ZM17 92H18V91H17ZM26 92H30V91L28 90V91H26ZM35 92H36V91H35ZM35 92H32V93H35ZM41 92H42V91H40V89H39V90H37L36 94H39V93H41ZM86 92H87V91H86ZM90 92H92V91H90ZM107 92H108V91H107ZM119 92H120V91H119ZM123 92H124V91H123ZM199 92H200V91H199ZM251 92H254V91L251 90ZM32 93H31V94H32ZM54 93H55V92H54ZM67 93H68V92H67ZM74 93H75V92H74ZM83 93H84V92H83ZM94 93H95V92H94ZM100 93H101V92H100ZM102 93H103V91H102ZM105 93H106V92H105ZM127 93H128V91H127ZM159 93H160V91H159ZM195 93H197V92H194L193 95H194ZM202 93H203V92H200V94L198 93L197 95L201 96ZM204 93H205V94H204ZM204 93H203V94L206 96V93H207V92H204ZM243 93H244V92H243ZM254 93H255V92H254ZM254 93H253V94H254ZM28 94H30V93H28ZM28 94H27V96H28ZM31 94H30V95H31ZM62 94H63V93H62ZM62 94H60V95H62ZM70 94H71V93H70ZM78 94H79V93H78ZM88 94H89V97H90L93 93L91 94V93L88 92ZM161 94H164V93L161 92ZM203 94H202V96H204ZM207 94H208V93H207ZM226 94H227V93H226ZM231 94H232V93H231ZM253 94H252V95L249 94V95H251V96L254 98V95H253ZM34 95H35V94H34ZM41 95H42V93H41ZM43 95H44V94H43ZM43 95H42V96H43ZM47 95H48V94H46V96H47ZM60 95L58 94V97H59ZM71 95H72V94H71ZM80 95H81V94H80ZM83 95H84V94H83ZM83 95H82V96H83ZM96 95H97V94H96ZM98 95H99V94H98ZM98 95H97L96 97H98ZM105 95H106V94H105ZM156 95H157V93H156ZM208 95H209V94H208ZM229 95H230V94H229ZM235 95H236V94H235ZM240 95H241V94H240ZM240 95L238 94L237 96L240 97ZM42 96L39 95V98L42 97ZM49 96H50V95H49ZM49 96H48V97H49ZM54 96H56V95H54ZM68 96H69V95H68ZM68 96H67V97H68ZM77 96H78V95H77ZM82 96H81V97H82ZM86 96H87V95H86ZM92 96H93V95H92ZM94 96H95V95H94ZM94 96H93V97H94ZM127 96H128V95H127ZM226 96H227V95H226ZM17 97H19V96H17ZM24 97H26V96H23V98H24ZM58 97H57V98H58ZM63 97H64V96H63ZM63 97L61 96V98H59V99L62 100ZM65 97H66V96H65ZM89 97H88V98H89ZM103 97H104V99H105V96H103ZM107 97H108V95H107ZM129 97H131V96H129ZM163 97H164V95H163ZM227 97H228V96H227ZM249 97H250V96H249ZM20 98H21V95H20ZM23 98H22V99H23ZM27 98H28V100H29V96H28ZM30 98H31V96H30ZM34 98H35V97H34ZM34 98H33V96H32V99H34ZM36 98H37V100H38V96H37ZM45 98H46V97H45ZM45 98L43 99L44 101H45ZM50 98H52V97H50ZM53 98H55V97H53ZM82 98H83V97H82ZM86 98H87V97H86ZM86 98H85V99H86ZM153 98H154V97H153ZM158 98H160V97H158ZM164 98H165V97H164ZM209 98H210V96H209ZM228 98H229V97H228ZM228 98H227V100H228ZM32 99H30V102H31ZM65 99L68 100V101H67V102H68L67 105H66V103H64V102H60V100L57 99V100L61 103V105H62V103H64V105H62L63 107H64V106H65V107H66V106H67V107H68V106H72V107L74 106V107H76L77 104H79L78 101H77L78 99L75 100L72 96H70V97H68V98H65ZM65 99H63V100L65 101ZM94 99H95V98H94ZM98 99H99V98H98ZM102 99H103V98H102ZM118 99H119V98H118ZM122 99H124V98H122ZM122 99H121V100H122ZM131 99H132V97H131ZM154 99H156V98H154ZM154 99H151V100H154ZM170 99H171V98H170ZM191 99H192V97H191ZM195 99H197V98H195ZM195 99L192 100V102H194ZM198 99H199V97H198ZM207 99H208V98H207ZM225 99H226V97H225ZM25 100H26V99H25ZM43 100H42V103H43ZM51 100H52V99H51ZM51 100H49V101L51 102L50 105L53 103ZM53 100L56 102V99H53ZM63 100H62V101H63ZM106 100H108V99H106ZM112 100H113V99H112ZM125 100H127V99L125 98L124 101H125ZM129 100H130V99H129ZM129 100H128V103H129ZM168 100H169V99H168ZM174 100H175V99H174ZM209 100H210V99H209ZM248 100H249V99H248ZM248 100H247V101H248ZM253 100H254V99H253ZM38 101H40V99H39ZM46 101H48V100L46 99ZM58 101H57V102H58ZM81 101H82V100H81ZM102 101H103V100H102ZM130 101H131V100H130ZM172 101H173V100H172ZM190 101H191V100H190ZM196 101H198V100H196ZM224 101H225V100H224ZM240 101H241V100H240ZM242 101H246V99H245V100L243 99ZM17 102H18V101H17ZM26 102H27V100H26ZM30 102H28V103H30ZM36 102H37V101H36ZM57 102H56V103H57ZM79 102H80V100H79ZM148 102H149V101H148ZM163 102H164V101H163ZM227 102H229V100H228ZM230 102H231V100H230ZM250 102L252 103V101H250ZM34 103H35V102H32L31 107L34 106V105H33ZM37 103H38V102H37ZM37 103H35V104H36L35 106H39V104H41V102H40L39 104H37ZM81 103H82V102H81ZM93 103H95V102L92 100V97H91V98L88 99V102L86 103V107H87V108H86V107H84V108H86V109L89 108L88 110H90V109H91L90 107L93 106ZM120 103H121V102H120ZM134 103H135V102H134ZM151 103H152V102H151ZM153 103H154V102H153ZM155 103H156V102H155ZM155 103H154V104H155ZM172 103H174V102H172ZM207 103H208V102H207ZM242 103L244 104L245 102H242ZM248 103H249V102H248ZM19 104H20V103H19ZM53 104H54V103H53ZM58 104H59V103H58ZM149 104H150V103H149ZM168 104H169V103H168ZM194 104H195V102H194ZM194 104H193V105H194ZM243 104H242V106H247V105H245V104L243 105ZM20 105H21V104H20ZM56 105H57V104H56ZM75 105H76V106H75ZM104 105H105V104H104ZM130 105H132L131 102H130ZM133 105H135V104H133ZM146 105H147V104H146ZM169 105H170V104H169ZM169 105H168V106H169ZM197 105H198V104H197ZM229 105H230V103H229ZM231 105H232V104H231ZM249 105H250V104H249ZM251 105H252V104H251ZM16 106H17V105H16ZM18 106H19V105H18ZM21 106H22V105H21ZM35 106H34V108H35ZM48 106H49V105H48ZM53 106H55V105H53ZM53 106L51 107V108H52L51 110H53ZM58 106H60V105H57V107H58ZM95 106L98 107L96 104H95ZM126 106H128V105H126ZM126 106H124V107H126ZM135 106H136V105H135ZM152 106H155V105H152ZM208 106H209V104H207L205 107L209 108ZM239 106L242 107V106L240 105V103H239ZM60 107H61V106H60ZM72 107H70L71 110L75 109V108H72ZM79 107H80V106H79ZM103 107H104V106H103ZM106 107H107V106H106ZM137 107H138V109H139V106H137ZM142 107H143V106H142ZM145 107H146V106H145ZM155 107H156V106H155ZM159 107H160V106H159ZM159 107H158V108H159ZM191 107H192V106H191ZM191 107H190V108H191ZM193 107H194V106H193ZM196 107H197V106H196ZM196 107H194V108H196ZM247 107H249V106H247ZM32 108H33V107H32ZM55 108H56V107H55ZM58 108H59V107H58ZM76 108H77V107H76ZM92 108H94V107H92ZM99 108H100V109H99ZM99 108H97V109H98V110H101V107H100V106H99ZM104 108H105V107H104ZM128 108H129V107H128ZM169 108H170V107H169ZM171 108H172V107H171ZM188 108H189V106H188ZM199 108H200V107H199ZM201 108H202V109H201ZM201 108H200V109H201V110H200V109H198V107H197V109L200 110V111H203V109H204V110H205L204 113H206L207 111L210 112V108H209V109H206V108H204V106H202ZM245 108H246V107H245ZM36 109H37V108H36ZM46 109H47V108H46ZM48 109H50V107H49ZM60 109L62 110V107L59 108V110H60ZM65 109H66V108H65ZM82 109H83V108H82ZM94 109L97 110L96 108H94ZM114 109H115V108H114ZM125 109H126V108H125ZM143 109L145 110V108H143ZM143 109H142V110H143ZM160 109H161V108H160ZM183 109H184V108H183ZM24 110H25V111H29V110H31L32 112L30 111V112H27L28 114H25V111H24ZM59 110H58V111H59ZM67 110H69V108H68ZM71 110H70L69 112H71ZM76 110H77V112L79 111L78 109H75V112H74V113H69V114L71 115L70 118H66V116L63 115V118L65 117L66 119H68V123L70 122V124H71L70 127H72V123H73L71 120H73V121L75 122V120H74L72 117H74V115H76V113H77ZM88 110H87V111H88ZM98 110H97V111H98ZM102 110H103V109H102ZM102 110H101V111H102ZM104 110H105V109H104ZM128 110H129V109H128ZM128 110H127V111H128ZM133 110H134V109H133ZM140 110H141V109H140ZM156 110H157V108H156ZM163 110H164V109H163ZM168 110H169V109H168ZM168 110H167V111H168ZM172 110H173V109H172ZM187 110H188V109H187ZM191 110H192V109H191ZM191 110H190V111H191ZM198 110H196L197 113H198ZM206 110H207V111H206ZM48 111H49V110H48ZM48 111H47V112H48ZM53 111H54V110H53ZM53 111H52V113L54 114ZM62 111H63V110H62ZM62 111H61V112H62ZM81 111H83V110H81ZM85 111H86V110H85ZM85 111H83V112L85 113V116H86V113H87V112H85ZM92 111H93V110H92ZM101 111H98V112H101ZM113 111H115V110H113ZM136 111H137V110H136ZM151 111H153V109H152ZM157 111L159 112V109H158ZM157 111H155L156 113L154 112L155 115L158 114ZM160 111L162 112V110H160ZM165 111H166V109H165ZM165 111H163V113H164ZM169 111H170V110H169ZM174 111L176 112V110H174ZM190 111H188V112H190ZM211 111H212V109H211ZM55 112H57V111H55ZM64 112H65V111H64ZM72 112H73V111H72ZM105 112H106V111H105ZM111 112H112V111H111ZM115 112H116V111H115ZM115 112H114V114H115ZM138 112H139V111H138ZM191 112H195V110H193V111H191ZM261 112H262V111H261ZM30 113L33 114V115H31L32 118L36 120V122H35L36 125H37L36 127L32 125V124H34V123L28 121V119H29L28 115H29ZM52 113L49 112V114H52ZM59 113H60V112H59ZM67 113H68V112H67ZM78 113H79V112H78ZM78 113H77V114H78ZM93 113H94V111H93ZM119 113H120V112H119ZM171 113H172V111H171ZM176 113H177V112H176ZM182 113H183V112H182ZM184 113H185V115H186L187 111L185 112V110H184ZM199 113L202 114V112H199ZM199 113H198V114H199ZM53 114H52V115H53ZM55 114H57V113H55ZM60 114H61V113H60ZM72 114H73V116H72ZM82 114H83V113H82ZM89 114H90V111H89ZM103 114H104V112H103ZM103 114L101 115V113H100L101 117H103ZM116 114H117V113H116ZM135 114L137 115L136 112H135ZM164 114H165V113H164ZM166 114H167V113H166ZM172 114H173V113H172ZM178 114H179V112H178ZM190 114H191V113H190ZM194 114H195V113H193V114H191V115L194 116V118H195V115H194ZM34 115H35V116H34ZM42 115H41V116H42ZM47 115H48V114H47ZM47 115H46V117H47ZM92 115H93V114H92ZM96 115H99V114L96 113ZM96 115H93L94 118H95ZM100 115H99V116H100ZM106 115H108V116H105V117H109V114H106ZM129 115H131V114H129ZM139 115H141V113H140ZM181 115H182V114H181ZM206 115H207V114H206ZM206 115H205V116H206ZM261 115H262V114H261ZM26 116H27L28 118H27ZM31 116H30V117H31ZM33 116H34V117H33ZM48 116H49V115H48ZM50 116H51V115H50ZM57 116H58V115H57ZM67 116H68V115H67ZM110 116H111V114H110ZM113 116H114V118H115L116 115H113ZM132 116H134V113H132ZM132 116H131V117H132ZM143 116H144V115L142 114V117H143ZM258 116H259V115H258ZM24 117H26L27 119L24 118ZM51 117H53V116H51ZM60 117H61V116H60ZM68 117H69V116H68ZM83 117H84V116H83ZM87 117H88V115H87ZM89 117H90V116H89ZM96 117H97V116H96ZM136 117H138V116H136ZM136 117H135V118H136ZM175 117H176V116H175ZM180 117H181V116H180ZM185 117H186V116H185ZM203 117H204V116H203ZM260 117H261V116H260ZM32 118H31V119H32ZM49 118H50V117H49ZM63 118H61V120H63ZM78 118H79V117H78ZM81 118H82V117H81ZM81 118H80V119H81ZM111 118H112V117H111ZM129 118H130V116H129ZM132 118H133V117H132ZM132 118H131V120H132ZM140 118H141V117H140ZM173 118H174V115H173ZM183 118H184V117H183ZM183 118H182V121H184ZM187 118H188V116H187ZM200 118H201V117H200ZM3 119H2V120H3ZM40 119H42V117H41ZM40 119H39L38 122H41ZM44 119H45V118H44ZM58 119H59V118H58ZM58 119L55 121L56 123H58V121L61 122V121L58 120ZM88 119H89V118H88ZM88 119H87V121H89ZM90 119H91V118H90ZM92 119H93V118H92ZM92 119H91V120H92ZM95 119H96V118H95ZM100 119H101V118H100ZM104 119H105V118H104ZM109 119H110V118H109ZM109 119H108V120H109ZM112 119H113V118H112ZM174 119H175V118H174ZM176 119H177V118H176ZM184 119H185V118H184ZM260 119H261V118H260ZM26 120H27L29 123H31V127L28 126L29 123H27ZM49 120H52V119H49ZM82 120H83V119H82ZM85 120H86V119H85ZM102 120H103V119H102ZM102 120H101V121H102ZM110 120H111V119H110ZM110 120H109V124L111 123V126H112V120H111V121H110ZM117 120H118V119H117ZM117 120H114V121L117 122ZM126 120H128V119H126ZM133 120H134V118H133ZM135 120H137V119H135ZM142 120H143V118L140 119L141 123L138 122L140 125H138L137 123H135V126L138 125V127H139V126L141 127V126L143 125V124H142ZM144 120H145V119H144ZM179 120H180V119H179ZM215 120H216V118H214V121H215ZM262 120H263V119H262ZM63 121H65V119H64ZM63 121H62V122H63ZM95 121H96V120H95ZM95 121H94V119L92 120V122H95ZM103 121H104V120H103ZM105 121H106V120H105ZM172 121H173V120H172ZM42 122L45 123V120L42 121ZM42 122H41V123H42ZM46 122H47V121H46ZM50 122H51V121H50ZM66 122H67V121H66ZM82 122H83V124H84V122H86V121H82ZM98 122H100V121H98ZM106 122H107V121H106ZM106 122H104V123H106ZM125 122H126V121H125ZM128 122H129V121H128ZM133 122H134V121H133ZM178 122H181V120L178 121ZM178 122H177V124H178ZM186 122H187V121H186ZM216 122L218 123V121H216ZM263 122H264V121H263ZM263 122H262V123H263ZM56 123H53V124H56ZM68 123H65V125L67 124V125L69 126ZM77 123H78V122H77ZM86 123H87V122H86ZM89 123H90V122H89ZM104 123H103V124H104ZM144 123H145V122H144ZM171 123H173V122H171ZM174 123L176 124V122H174ZM246 123H247V122H246ZM75 124H76V123H75ZM75 124H74V126H75ZM90 124H91V123H90ZM90 124H89V125H90ZM94 124H95V123H94ZM94 124H92V125H94ZM97 124H98V123H97ZM123 124H124V123H123ZM125 124H126V123H125ZM128 124H130V123H128ZM141 124H142V125H141ZM179 124H180V123H179ZM179 124H178L177 126H179ZM181 124H184V122L181 123ZM181 124H180V126H182ZM212 124H213V123H212ZM212 124H211V126L213 127ZM215 124H216V123H215ZM244 124H245V123H244ZM252 124H253V123H252ZM45 125H46V124H45ZM45 125H43V126H44V127L48 126V123H47L46 126H45ZM50 125H51V124H50ZM58 125H60V124H58ZM76 125H77V124H76ZM100 125H101V124H100ZM100 125H97V126H99V129H101ZM104 125H105V126H104V127H105L104 129H106V126H107V125H106V124H104ZM195 125L197 126L196 123H195ZM195 125H194V127L197 129L198 127H196ZM255 125H256V124H255ZM258 125H259V124H258ZM0 126H1V125H0ZM60 126H61V125H60ZM62 126H63V125H62ZM78 126H79V125L75 126V128L77 127V129H79L80 127L78 128ZM80 126H81V125H80ZM87 126H88V125H87ZM101 126H102V125H101ZM113 126H114V125H113ZM127 126H128V125H127ZM169 126L172 127V124H170ZM177 126H176V127H177ZM180 126H179V127H180ZM183 126H186V124H184ZM260 126H261V125H260ZM49 127L52 128V127H54V125H53V126L51 125V126H49ZM55 127H56V126H55ZM70 127H68L67 129H69ZM94 127H95V125H94ZM108 127L110 128V126H108ZM116 127H117V126H116ZM122 127H123V126H122ZM173 127H174V126H173ZM176 127H175V128H176ZM179 127H178V128H179ZM188 127H190V129H192V126L189 125ZM194 127H193V128H194ZM199 127H200V126H199ZM207 127H208V126H206V128H207ZM2 128H3V127H2ZM2 128H0V129H2ZM60 128H62L63 131H66V130H67V129H65L66 127H64V126H63V127H60ZM60 128H57V127H56V129H57V134H58V135L62 134L61 132L58 133V131L61 130ZM109 128H107V130H109ZM117 128H118V127H117ZM123 128H124V127H123ZM126 128H127V127H126ZM131 128H135V127H132V125H131ZM141 128H142V127H141ZM169 128H170V127H169ZM175 128H173V129L175 130ZM178 128H177V130L179 131ZM182 128H183V127H182ZM195 128H194V129H195ZM209 128H210V126H209ZM209 128H208V129H209ZM252 128H253V127H252ZM46 129H47V128H46ZM48 129H49V128H48ZM52 129H53V128H52ZM70 129H71V128H70ZM70 129H69V130H70ZM73 129H74V128H73ZM77 129H76V130H77ZM81 129H82V128H80L79 130H81ZM93 129H97V128H93ZM99 129H97V130H92V129H91V131H98V134L95 133V135H96L97 137H98V135H99V137H100V136H101L100 134L102 133V135H103V134L105 135V136L103 135V137H105V138H110L109 135H108V137H107V134H108L109 131H105V130H104L105 133L107 132V133L105 134V133L102 132V131H100V132H101V133H100V132H99ZM111 129H112V130H117V131L121 134V131H122V130L119 131V130H120V127L118 128L119 130L116 129V128H115V129H114V128H111ZM170 129H171V128H170ZM173 129H171V130H173ZM190 129H188V130H190ZM199 129H200V128H199ZM208 129H207V130H208ZM39 130L43 131L44 134H43L42 132H39ZM76 130H74V131H76ZM82 130H83V129H82ZM102 130H103V129H102ZM125 130H126V129H125ZM125 130H123V131H125ZM157 130H158V129H156V131H157ZM159 130H160V129H159ZM159 130H158V131H159ZM177 130H175L174 132L177 133V132H176ZM200 130H201V129H200ZM203 130H204V129H203ZM209 130H210V129H209ZM67 131H68V130H67ZM70 131H71V130H70ZM91 131H90V132H91ZM131 131H132V129H131ZM138 131H139V130H138ZM198 131H199V130L197 129V132H198ZM201 131H202V130H201ZM201 131H200V132H201ZM212 131H213V130H212ZM216 131H217V130H216ZM218 131H219V130H218ZM218 131H217V132H218ZM257 131H258V130H257ZM3 132H4V131H3ZM38 132H39V133H42L43 136H44L46 139L49 140V141H48V140L46 141V139H45L44 137H42V139H45V142H44V143H48V144H46L45 146L43 145L44 147H46L45 149H43L44 152H45V150H48V151L50 150V152H51L52 154H54V155H52V154L50 153L52 156L49 154L50 157H52V161L54 162V164H52V163H50L49 160H48L49 157L46 158L47 155H46V156L44 155V153H43V151H42V148H41V151H40L39 148H38L37 150H39V152H41V153L45 156L44 159H46V164H43V166H41L42 163H43V161H42V163L39 165L38 157L36 158L37 161H38V165L41 166V167H43V168H41V167H39V166L37 165V166L39 167V169H37V166H34V164H37V163H36L37 161L34 162L36 159H35V160H32V159H34L35 157H33V158L31 159V161L34 162V163H31V161H29L30 159L27 158V157L30 156V155L28 156L29 153L34 152V151L29 152V150H28V149L30 148V146H29V141H30V140H29V139H30L31 136L33 137V135H34V134H37ZM47 132L49 133L48 130H47ZM50 132H51V130H50ZM55 132H56V130H55ZM72 132H73V131H72ZM111 132L114 133L115 131H111ZM111 132L109 133L110 135H111ZM129 132H130V131H129ZM168 132H170V131H168ZM182 132H183V131H182ZM186 132H187V131H186ZM191 132H196V130H195V131L193 130V131H191ZM191 132H190V135L193 134V133H191ZM202 132H204V131H202ZM219 132H220V131H219ZM219 132H218L219 136L222 135L221 132H220V133H219ZM1 133H2V131H1ZM75 133H74V134H75ZM82 133H83V132H82ZM88 133H89V132H88ZM88 133H86V134L89 135V136H92V135H93V134H92L93 132H92V133H89V134H88ZM99 133H100V134H99ZM113 133H112V134H113ZM115 133H116V132H115ZM127 133H128V132H126V134H127ZM135 133H136V132H135ZM160 133H161V132H160ZM160 133H159V134H160ZM179 133H180V131H179ZM188 133H189V132H188ZM206 133H207V132H206ZM257 133H258V132H257ZM2 134H3V133H2ZM4 134H5V133H4ZM8 134H7V135H8ZM53 134H55V133H53ZM71 134H72V133H71ZM71 134H70V135H71ZM74 134H73V135H74ZM80 134H81V132H80ZM90 134H91V135H90ZM116 134H118V133H116ZM116 134H115V137H116ZM128 134H129V133H128ZM128 134H127V135H128ZM132 134H133V132H132ZM153 134H154V133H152L151 135L149 134V135L151 136V138H152V136L155 137V135H153ZM156 134H157V132H156ZM165 134H167V133H165ZM171 134H172V133H171ZM171 134H169V135H171ZM180 134L182 135L183 133H180ZM196 134H197V133H195L194 136H195ZM199 134L201 135V133H199ZM5 135H6V134H5ZM5 135H3V136H5ZM37 135H39V134H37ZM70 135H69V136H70ZM83 135H84V133L81 134V136H83ZM87 135H86V137H87ZM118 135H119V134H118ZM121 135H122V134H121ZM172 135H174V133H173ZM190 135H189V136H190ZM200 135H199V136H200ZM202 135H203V134H202ZM207 135H208V133H207ZM215 135H216V134H215ZM255 135H256V134H255ZM40 136H41V135H40ZM40 136H37V137L39 138ZM51 136H52V135H51ZM112 136H113V135H112ZM122 136H123V135H122ZM129 136H130V135H128L127 137H129ZM184 136H185V135H184ZM189 136H188V137H189ZM191 136H192V135H191ZM205 136H206V135H205ZM219 136H218V138H219ZM257 136H259V135H257ZM32 137H31V141H30V142L33 141V140H32V139H33ZM53 137H54V136H52V138H53ZM58 137H59V136H58ZM83 137H84V136H83ZM83 137H82V138H83ZM92 137L94 138V136H92ZM99 137H98V139H101V137H100V138H99ZM118 137H119V136H117V138H118ZM120 137H121V136H120ZM167 137H168V136H167ZM171 137H172V136H171ZM195 137H196L195 139H198V138L200 139L201 136H200V137L195 136ZM259 137H261V136H259ZM262 137H263V136H262ZM0 138H1V137H0ZM55 138H56V136H55ZM59 138H60V137H59ZM149 138H150V137H149ZM168 138H169V137H168ZM173 138L176 139V135H174ZM178 138H179V135H178L177 139H178ZM183 138H184V137H183ZM186 138H187V137H186ZM186 138H185V140H186ZM216 138H217V137H216ZM222 138L224 139L225 137H222ZM222 138H221V139H222ZM53 139H54V138H53ZM78 139H79V138H78ZM80 139H81V138H80ZM96 139H97V138H96ZM96 139H95V144L98 142ZM102 139H103V138H102ZM121 139H122V138H121ZM126 139H127V138H126ZM128 139H129V138H128ZM153 139H154V138H153ZM180 139L182 140V137H180L179 140H180ZM195 139L193 138V141H194ZM1 140H2V139H1ZM74 140H75V141H74ZM81 140H82V139H81ZM83 140L85 141V137L83 138ZM86 140H87V141H88V140L91 141V138H89V139L87 138ZM92 140H93V139H92ZM108 140L112 141L111 138L108 139ZM113 140H114V138H113ZM116 140H117V142H118V141H119V142H122L119 138L116 139ZM124 140H125V139H124ZM154 140H155V139H154ZM165 140H166V139H165ZM169 140H170V138H169ZM181 140H180V142H181ZM183 140H184V139H183ZM191 140H192V137H191ZM35 141H38V139H37V140L35 139ZM40 141H44V140H41V138H40ZM40 141H39V142H40ZM53 141H54V140H53ZM77 141H78V140H77ZM84 141H83V142L81 141V143H84V144L87 145V147H88V145H90V144H88V143H86V142H84ZM105 141H106V140H105ZM126 141H127V140H126ZM126 141H125V142H122V144H123V143L125 144ZM148 141H149V140H148ZM175 141H176V140H175ZM177 141H178V140H177ZM177 141H176V142H177ZM193 141H192V143H193ZM220 141H221V140H220ZM222 141H223V143H225V142H224L225 140H222ZM222 141H221V142H222ZM0 142H1V141H0ZM2 142H4V140H3ZM5 142H4V143H5ZM73 142H75V143H74V145L76 146L75 148H74V145L72 146V143H73ZM117 142H116V143H117ZM149 142H150V141H149ZM165 142H166V141H165ZM171 142H172V140H171ZM178 142H179V141H178ZM180 142H179V143H180ZM185 142H186V141H185ZM185 142H184V144H185ZM187 142H188V141H187ZM221 142H220V144H221ZM35 143H36V142H35ZM40 143H42V142H40ZM40 143H39V144H40ZM44 143H43V144H44ZM77 143H78V142H77ZM79 143H80V142H79ZM81 143H80V144H81ZM102 143H104V142H102ZM108 143H109V142H108ZM108 143H106V144H108ZM114 143H115V142H113L112 147L114 146V147H115V150H116V146L114 145ZM127 143H128V141H127ZM167 143H168V142H167ZM173 143H174V140H173ZM179 143H177V144H179ZM182 143H183V142H182ZM182 143H180V145H184V144H182ZM30 144H32V143H30ZM33 144H34V143H33ZM39 144H37V146H38V147H40V146L42 147V145L39 146ZM54 144H55V143L53 142V145H54ZM84 144H83V145H84ZM95 144H94V145H95ZM100 144H101V143H100ZM111 144H112V143H111ZM111 144L109 143V145H111ZM145 144H146V143H145ZM147 144H148V142H147ZM147 144H146V145H147ZM170 144H171V143H170ZM189 144H190V143H189ZM189 144L187 143V144H185V145L187 146V145H189ZM3 145H4V144H3ZM51 145H52V144H50V146H51ZM94 145H92V146H94ZM96 145H97V148H98V145H99V144H96ZM102 145H104V144H102ZM119 145H120V144H119ZM164 145H166V144H164ZM221 145H222V144H221ZM221 145H220V146H221ZM0 146H1V145H0ZM5 146H6V144H5ZM32 146H33V150L36 151V148L34 149V145H32ZM37 146H35V147H37ZM92 146H90V147L92 148ZM99 146H100V145H99ZM120 146H121V145H120ZM122 146L124 147L125 145H122ZM143 146L145 147V145H143ZM150 146L152 147L151 144H150ZM175 146H176V144H175ZM190 146H191V145H190ZM223 146H225V144H224ZM71 147L73 148L72 150H71ZM79 147H80V146H79ZM81 147H82V144H81ZM81 147H80V149H79V150H80V151H79V155H82V156L84 157V156H86V155H83V154L85 153V152L83 151L85 148H84V146H83L84 149H83L82 151H83L84 153L82 152V154H81V153H80V152H81V149H82ZM87 147H86V148H87ZM90 147H89V148H90ZM117 147H119V146H117ZM126 147H127V146H126ZM128 147H129V146H128ZM144 147H143V148H144ZM146 147H147V146H146ZM146 147H145V148H146ZM151 147H150V149H148V150H151ZM165 147H166V146H165ZM173 147H174V144H173L172 148H173ZM188 147H189V146H188ZM188 147H187V148H188ZM4 148H6V147H4ZM31 148H32V147H31ZM89 148H87V150H88ZM101 148H102V146H101ZM103 148H104V147H103ZM108 148H110V147L107 146V148H105V149H108ZM120 148H121V147H120ZM131 148H132V147H131ZM131 148H129V149H131ZM168 148H169V147H168ZM176 148H177V147H176ZM176 148H175V149H176ZM180 148H181V149H183V148L186 149L185 146H183V147L181 146ZM180 148H179V149H180ZM215 148H216L215 150L218 149L217 147H215ZM219 148H220V147H219ZM221 148H222V147H221ZM221 148H220V149H221ZM75 149H76V150H75ZM93 149H95V146H94ZM99 149H100V148H99ZM105 149H102V150H103V151H102L103 153H104ZM124 149L126 150V148H124ZM129 149H127V150L130 151ZM153 149H154V148H153ZM177 149H178V148H177ZM179 149H178V150H179ZM181 149H180V150H181ZM220 149H219V150H220ZM5 150H6V149H5ZM7 150H8V149H7ZM27 150H28V152H29L28 154H27ZM55 150H53V151H55ZM73 150H74V151H73ZM96 150H97V149H96ZM96 150H94V151L96 152ZM112 150H113V149H112ZM115 150H114V151H115ZM131 150H133V149H131ZM139 150L141 151L142 149H141V148H140V149L138 148L137 152H139ZM154 150H155V149H154ZM180 150H179L180 154L178 153V159H179V155L181 156V151L183 152V150H181V151H180ZM221 150H222V149H221ZM223 150H224V148H223ZM8 151H9V150H8ZM88 151H89V150H88ZM88 151H87V152H88ZM99 151H100V150H99ZM110 151H111V150H110ZM117 151H118V150H117ZM120 151H121L122 153L124 152V151L121 150V149H120ZM144 151H146V152H145L146 154H147V152H148V154H149V152H150V151H147L146 149H145ZM144 151H143V152H144ZM217 151H218V150H217ZM217 151H214V152H217ZM0 152H1V151H0ZM89 152H90L91 154H94V153H93V150H92V151L90 150ZM107 152H108V151H107ZM107 152L105 153L106 155L103 154V158H105V156L110 157V156H109V155H110V152H109V155H107ZM121 152H120V153H121ZM125 152H126V151H125ZM133 152H134V151H133ZM143 152H142V153H143ZM151 152H155V151L152 150ZM151 152H150V153H151ZM219 152H220V151H219ZM222 152H223V151H222ZM1 153H2V155H0V158L4 157V153L6 154V152H4V153L1 152ZM41 153H40V154H41ZM45 153H46V152H45ZM90 153H89V154H90ZM96 153H98V152H96ZM100 153H101V152H100ZM100 153H99V155H100ZM111 153H112V152H111ZM120 153L118 152L117 154H120ZM122 153H121V154H122ZM130 153L132 154V152H130ZM130 153L127 152V153H125V154L130 155ZM140 153H141V152H140ZM140 153H139V154H140ZM155 153H156V152H155ZM223 153H224V152H223ZM10 154H11V152L9 153V156H11ZM37 154H38V152L36 153V156H37ZM47 154H48V152H47ZM59 154H58V155H59ZM86 154H88V153H86ZM115 154H116V152L114 153V157H115ZM133 154H134V153H133ZM133 154H132V155H133ZM139 154H138V155H139ZM143 154H144V153H143ZM143 154H142V155H143ZM146 154H145V155H146ZM148 154H147V155H148ZM183 154H185V153L183 152ZM221 154H222V153H221ZM224 154H225V153H224ZM38 155H39V154H38ZM49 155H48V156H49ZM79 155H78V156H79ZM101 155H102V154H101ZM111 155H112V154H111ZM123 155H124V153H123ZM128 155H126L127 158L131 157V156H128ZM134 155H137V153L134 154ZM134 155H133L134 158H133V157H132V158L135 160V157H136V156H134ZM138 155H137V156H138ZM151 155L153 156V153H152ZM155 155H156V154H155ZM166 155L168 156V154H166ZM166 155L163 156V157H165V158H164V161H165V159L167 158ZM175 155H176V154H175ZM185 155H186V154H185ZM1 156H2V157H1ZM6 156H7V158H8V155H6ZM15 156H17V155H15ZM82 156L80 157V159L82 158ZM116 156H117V155H116ZM126 156H125V158H126ZM149 156H150V155H149ZM183 156H184V155L181 156V159H180V160H182L183 163H186V162H184V160L188 158V155H186L187 158H184ZM22 157H23V160H22ZM30 157H31V156H30ZM40 157H41V156H40ZM42 157H43V156H42ZM89 157H90V155H89ZM92 157L94 158L95 156H92ZM101 157H102V156H100L99 158H100V159H103V158H101ZM107 157H106V158H107ZM123 157H124V156H123ZM123 157H122V159L124 160ZM140 157H142L141 154H140ZM147 157H148V156H147ZM150 157H151V156H150ZM150 157H149V158H150ZM154 157H155V156H154ZM156 157H157V156H156ZM156 157H155V158H156ZM182 157H183V159H182ZM20 158H21V162H20ZM75 158H77L78 160L75 159ZM86 158H87V157H86ZM90 158H91V157H90ZM99 158H98V160H100ZM111 158H113V155H112ZM115 158H117V157H115ZM119 158H120V157H119ZM132 158H131V159H132ZM145 158H146V156H145ZM168 158L171 159V158H173V157L171 156V157H168ZM189 158H190V157H189ZM8 159H10V157H9ZM113 159H114V158H113ZM133 159H132V160H133ZM150 159H151V158H150ZM150 159L147 158V160H149V161H150ZM152 159H153V158H152ZM160 159H161V157H160ZM175 159H176V158H175ZM175 159H174V160H175ZM11 160H10V161H11ZM26 160L29 161V163L32 164V165H31V164H29V165L35 167V169H34V167L32 168L33 170L37 171V170H41V169H42L40 173H37V175H34V176L37 177V180H36V179H35V180H36L37 182H38V180H39V181L43 184V187H42L43 189L40 190L41 187L39 188V190H40L39 192H40V194H42V195H39V194H38L40 197L34 195V193H35L34 191H35V190L32 189L33 187H36V186H33V183H34V182L32 183V182L30 181V182H31V185H30V184H27V183H29V181H28V182H25L26 180H29V179H30V178L26 179V173H25L26 169L21 168L22 166H24V168L27 167V164H26V166H25V164L23 165L24 162L27 163ZM75 160H77V161H75ZM81 160H83V159H81ZM85 160H86V159L84 158V161H85ZM88 160H89V159H88ZM94 160H96V159H94ZM111 160H112V159H110L108 163H110ZM119 160H120V159H119ZM119 160H118V161H119ZM128 160H130V158H129ZM128 160L126 159V161H128ZM138 160H139V158H138ZM138 160H137V162H138ZM147 160H146V161H147ZM155 160H156V159H155ZM166 160H168V159H166ZM180 160L174 161V162H175L174 165H177V166H175V167H176V170H177V167H179V165H183V166H185L184 164H182V163L179 162ZM1 161H3V160L1 159ZM6 161H7V159H6V160L4 159V162H5V163H8V162H6ZM8 161H9V160H8ZM47 161H48L50 164H48ZM100 161H101V160H100ZM100 161H98V163H99ZM104 161H105V160H102V163H104ZM107 161H108V160H107ZM115 161H116V160H115ZM115 161H112V162H111V165H109V166H112V163L115 162ZM120 161H121V160H120ZM120 161H119V163H121ZM135 161H136V160H135ZM149 161H147V162L144 161V162L146 163V166H147V163H148ZM153 161H154V160H153ZM158 161H159V159H158L157 161H154V162H152V160H151L149 166H150L151 164H152L153 166H155V162H157V163H156V165H157V164L159 163ZM160 161H161V160H160ZM172 161H173V160L171 159L170 162L173 164L174 162H172ZM186 161L188 162V160H186ZM190 161H192V160L190 159ZM4 162H3V163H4ZM40 162H41V160H40ZM85 162H87V161H85ZM89 162H90V161H89ZM96 162H97V160H96ZM122 162H123V161H122ZM131 162H133V161H131ZM131 162H129V163H131ZM141 162H142V159H141ZM162 162H163V160H162ZM167 162H168V166H167V167H169V164H171V163L169 162V160L166 161V162H164V163H167ZM178 162H179V164H178ZM0 163H2V162H0ZM44 163H45V161H44ZM82 163H84V162H82ZM91 163H95V162L92 161ZM115 163H117V162H115ZM115 163H113V164H115ZM123 163H126V162H123ZM134 163H136V162H134ZM153 163H154V164H153ZM188 163H190L189 165L192 166V165H191V162H188ZM80 164H81V163H80ZM96 164H97V163H96ZM96 164H95V165H96ZM131 164H132L133 167H135L133 163H131ZM1 165H2V164H0V166H1ZM5 165H6V164H5ZM20 165H22V166L20 167ZM29 165H28V166H29ZM77 165H78V164L76 163L75 166H77ZM81 165H82V164H81ZM81 165H80V167L78 166L79 169H77V171H79V172H80V170H81V171L83 170V165H82V166H81ZM91 165H92V164H91ZM102 165H103V164H102ZM102 165H101V166H102ZM104 165H105V163H104ZM106 165H107V164H106ZM106 165H105V166H106ZM117 165H118V163H117ZM124 165H125V168H126V165H128V164H124ZM136 165H137V168H140L141 170H142V169L145 170V172H146V174H147V176H148V172H150V171L147 172V169H148V170H151V169L149 168V166H147V167H146L147 169H145L144 167H143V168H142V167H138V166H140V165L144 166V164H142V163H141V164L138 163V164H136ZM152 165H151L150 167H152ZM166 165H167V164H165V166H166ZM174 165H173V167H174ZM209 165H211L210 167L213 166L212 164H208V165H207V168H209ZM243 165H244V164H242V166H243ZM6 166H8V165H6ZM84 166H85V163H84ZM96 166H98V164H97ZM107 166H108V165H107ZM115 166H116V164L113 165V167H115ZM163 166H164V165H163ZM165 166H164V168H165ZM183 166H180V167L184 168ZM186 166H187V163H186ZM186 166H185V168L188 169V167H186ZM247 166H251V164H248ZM12 167H10V168H12ZM67 167H69V166H67ZM98 167H100V166H98ZM102 167H103V166H102ZM119 167H120V166H119ZM128 167H131V166H128ZM133 167H131V169H130V168H127V169H128V170H127L128 173H130V170H131V171H132V170L136 171V168L134 169ZM158 167H161V168H159V169L157 170V169H156V166L153 167V168H155L154 171L157 170V171H156L157 174H155V172H154L153 174H155L156 176H158V174H159L158 177H161V178H162L163 175L160 176V174H162V173L164 172V171H162V170H165V169H164L161 165H159V164H158L157 168H158ZM167 167H166V170L168 169ZM171 167H172V166H171ZM205 167H206V166L204 165L203 168H202V172H205V174H206L207 171H208V173H209V172H210L211 170H213V168H215L216 166L212 167V169L209 168V169H211V170L206 169L207 171H206V170H203V169H205ZM251 167H252V166H251ZM40 168H41V169H40ZM70 168H71V167H70ZM75 168H77V167H75ZM75 168L73 169L74 171H75ZM106 168H107V167H106ZM120 168H121V167H120ZM122 168H123V166H122ZM122 168H121V169H122ZM153 168H152V170H153ZM231 168H233V166H232ZM231 168H230V170H231ZM234 168H235V167H234ZM234 168H233V169H234ZM240 168H242V167H240ZM245 168H246V167H245ZM252 168H253V167H252ZM36 169H37V170H36ZM116 169H117V168H116ZM160 169H161V170H160ZM216 169L218 170V172H224V171H223L224 169H222V171H219L220 168H217V167H216ZM242 169H243V168H242ZM246 169H247V168H246ZM250 169H251V168H250ZM24 170H25V171H24ZM33 170H31V171H33ZM57 170H58V171H57ZM61 170H63V169H61ZM73 170H72V172H73ZM85 170H86V168H84V172H85ZM124 170H125V169H123L122 172H125V171H126V170H125V171H124ZM143 170H142V171H143ZM152 170H151V174H152ZM173 170H174V169H173ZM178 170H179V168H178ZM178 170H177V172H178ZM217 170H216V171H217ZM239 170H240V169H239ZM239 170H236V171H238L236 174H239ZM244 170H245V169H244ZM14 171H13V173H14ZM28 171H29V170H28ZM28 171H27V172H28ZM31 171H29V172L31 173ZM64 171H65V170H64ZM69 171H71V170H69ZM119 171H121V170L119 169ZM137 171H138V170H137ZM137 171H136V172H137ZM142 171H141V172H142ZM160 171H161L162 173H161ZM169 171H170V174H171L170 167H169ZM169 171L167 170V174H169V173H168ZM179 171H180V170H179ZM182 171L184 172V170H181V173H182ZM185 171H186V169H185ZM216 171H215V169H214L213 172L211 171L212 174H211V173H209V174H211L212 177L214 176L213 178H216V177H215V172H216ZM245 171H246V170H245ZM247 171H248V170H247ZM62 172H63V171H61V173H62ZM66 172L68 173V171H66ZM75 172H76V171H75ZM84 172H83V173H84ZM132 172H133V171H132ZM141 172H140V174H141ZM158 172H159V173H158ZM165 172H166V171H165ZM177 172H176V176H180V175H178ZM218 172H216V173H218ZM243 172H244V171L242 170V173H243ZM0 173H1V172H0ZM33 173H34V172H33ZM33 173H32V175H33ZM64 173H65V172H64ZM64 173H62V175H64ZM80 173L82 174V172H80ZM80 173H79V175H81ZM85 173H86V172H85ZM85 173H84V174H85ZM125 173H126V172H125ZM138 173H139V172H138ZM138 173H137V174H138ZM174 173H175V172H173V174H174ZM200 173H201V172H200ZM208 173H207V174H208ZM240 173H241V172H240ZM248 173H249V172H248ZM27 174H28V173H27ZM34 174H35V173H34ZM73 174L76 175V174H78V173H77V172H76V173L73 172ZM86 174H87V173H86ZM137 174H136V177H137ZM140 174H138V175H140ZM142 174H145V173L142 172ZM142 174H141V175H142ZM151 174H149V175H151ZM153 174H152V175H153ZM167 174H166V176H164L162 179H164L165 177H167ZM170 174H169V175H170ZM179 174H180V173H179ZM182 174H183V173H182ZM201 174H202V173H201ZM205 174H203V175H205ZM207 174H206V175H207ZM209 174H208V175H209ZM213 174H214V175H213ZM221 174L223 175V173H221ZM243 174L246 175L245 172H244ZM0 175H3V174H0ZM32 175L30 174V176H32ZM47 175L45 174V176H47ZM82 175H83V174H82ZM125 175H126V174H125ZM164 175H165V173H164ZM219 175H220V174L218 173V174H217V177H218ZM222 175H220V177H221ZM240 175H242V174H240ZM5 176H4V177H5ZM27 176H28V175H27ZM45 176H44V177H45ZM52 176H53V175H52ZM71 176H72V175H71ZM127 176H129V175H127ZM153 176H154V175H153ZM153 176H151V177L153 178ZM156 176H155V177H156ZM170 176H172V177H171V178H172V181H171L170 183H173V181L175 182V180H174L175 178L173 179V175H170ZM36 177H34V178H36ZM42 177H43V176H42ZM76 177H78V176H76ZM80 177H81V176H80ZM86 177H87V176H86ZM86 177H83V178H85V180H86V179L88 180V178H86ZM130 177H131V178H134V176H132V173H130ZM138 177H139V176H138ZM138 177H137V179L135 178L136 181L138 180ZM144 177H146V176L144 175ZM144 177H141V176H140V178H143V180L141 179V181H143V182L140 183V184H143V183H144L143 186H142V188H143V189L146 188L145 190H147L148 188H147V187H144V186H145V183H146L145 180H144ZM151 177L149 176L150 179H152ZM174 177H175V176H174ZM246 177H247V176H246ZM1 178H2V177H1ZM31 178H33V177H31ZM45 178L48 179V177H45ZM62 178H63V179H62ZM81 178H82V177H81ZM81 178H80V179H81ZM146 178H147V177H146ZM161 178H159V181H157L158 179H156V178H155L156 180H155L154 178L152 179V181L155 180L156 182H159V184L155 183V181H154V182H151V180L148 179L147 182H151V183H147V184H148V187H149V188L151 187L149 184L155 183V184H157L158 186L161 184L162 187H163V189H168V187H169V188L172 187V188H174V191H176V192H177L176 189L179 190L180 185H179L178 183L181 182L179 178L177 179V177H176V179H177L179 182H178V181H177V183L175 182L176 184L173 183L174 185H176L177 188H175L174 185H173L174 187H173V186H170L169 183H168V185H167L166 183L169 181V179H167V178H166L167 180L164 179L165 181H167V182H163V183H165V184L161 183V182H160V180H162ZM168 178H169V177H168ZM180 178H183V177H180ZM205 178H206V176H205ZM208 178L211 179V180H213V179L211 178V176H209ZM239 178H240V177H239ZM16 179H17L18 181L20 180L19 182L21 183V184H20L21 187H20V191H19V192H17L16 190H14V189L12 188V186H11V185H12L11 183H12L13 181H15ZM42 179H43V178H42ZM53 179H54V180H53ZM80 179H79V180H80ZM89 179H90V178H89ZM128 179H129V177H128ZM240 179H241V178H240ZM240 179H239V180H240ZM244 179H245V176H244ZM244 179H243V180H244ZM2 180H3V179H1V181H2ZM31 180H32V179H31ZM65 180H66V179H65ZM139 180H140V179H139ZM139 180H138V181H139ZM164 180H163V181H164ZM243 180H242L241 182H243ZM246 180H247V179H246ZM246 180H245V182H246ZM32 181H33V180H32ZM36 181H35V183H36ZM83 181H84V179H83ZM130 181H132V183H134V185H135V182L133 181V179H131ZM215 181H216V179H215ZM247 181H248V180H247ZM2 182H3V181H2ZM84 182H87V183H88V181H84ZM0 183H1V182H0ZM16 183H18V182L16 181ZM41 183H39V184H41ZM73 183H75V182H73ZM76 183H79V185H81V186H82V184H83V185L85 184V183H83V182H81V184H80V182H76ZM1 184H3V183H1ZM42 184H41V185H42ZM44 184H45V185H44ZM88 184H89V183H88ZM140 184H137V183H136V185H138V186H139ZM147 184H146V185H147ZM177 184H178V185H177ZM182 184H184V183H182ZM182 184H181V185H182ZM219 184H220V183H219ZM219 184H214V185L216 186V185H219ZM246 184H247V182H246ZM16 185H17V184H16ZM34 185H35V184H34ZM36 185H37V183H36ZM48 185L45 186V187L48 188ZM52 185H53V183H51V185H49V187H51ZM57 185H59L58 182H57ZM74 185H75V184H74ZM153 185H154V184H152V186H153ZM161 185H160V186H161ZM163 185H165V187H164ZM166 185H167V187H166ZM220 185H222V188H223L224 183H223V184H220ZM32 186H33V187H32ZM76 186H77V187H74V189H75V188L79 189V186H78L77 184H76ZM87 186H88V185H87ZM138 186H137V187H138ZM140 186H141V185H140ZM158 186H157V187H158ZM185 186H186V188H183V187H185ZM243 186H246V185H243ZM154 187H156V185L153 186V187H151V189L154 188ZM183 187H182L183 189H187V190H186V193H185V191H184L182 188H180V192H181V189H182V191H184V192L182 193V194H184V196H185V194H186V195L188 194V196L193 195L192 193H196L195 191H197V192H199V190L202 191L201 189H199V187H196L195 185H194V187H196V188L199 189V190H197L196 188H194L193 185H192V187L189 186V188H187L188 185H185V184H184ZM213 187H214V186H213ZM219 187H220V189H221V186H218V188H219ZM238 187H239V186H238ZM14 188H16V187H14ZM17 188H18V186H17ZM36 188H37V187H36ZM36 188H35V189H36ZM82 188H83V187H82ZM85 188H86V186H85L83 189H85ZM142 188H140V190H143ZM158 188H160V187H158ZM172 188L168 189V191H170ZM214 188H215V187H214ZM216 188H217V187H216ZM216 188H215V189H216ZM218 188H217V189H218ZM30 189L32 190L31 192H34L33 194H30V196L34 195V196L36 197V199H35V198L30 199V197L28 196V191H29ZM48 189H49V188H48ZM48 189H47V190H48ZM50 189H51V188H50ZM72 189H73V188H72ZM77 189H76V191H78ZM151 189H150V190H151ZM189 189H190V191L192 192V193H190V195H189V193H188V190H189ZM191 189H192V190L195 189V190L192 191ZM217 189H216V191H215L214 189H212V192H213V190H214L216 193H218L219 191H221L220 189H219V190H217ZM18 190H19V189H18ZM33 190H34V191H33ZM152 190H153V189H152ZM152 190H151V191H152ZM156 190H157V188H154V191H155V192H157ZM160 190H161V189H160ZM9 191H10V193H9ZM36 191H38V190H36ZM44 191H45V190H44ZM52 191H53V192H52ZM69 191H70L71 193H74V192H75L76 194L72 195V197H67V199H63V200H65L64 202H66V203L64 204V203L62 202V203L64 204V205H62V206L66 209V210H64V212L66 211V213L63 214V212H62V214H63L62 217H63V218L60 219L59 224H55V220L57 219V217L59 216V212H61V209L63 208V207L60 206L61 209H58L59 205H58V204H55V203H56V202L58 203V200H57V199H58L60 196L63 197L62 195H64L65 193H67V194L69 195V193H68ZM72 191H74V192H72ZM162 191H165V190H162ZM172 191H173V189H172ZM203 191H204V190H203ZM203 191H202V192H203ZM217 191H218V192H217ZM223 191H224V190H223ZM228 191H229V190H228ZM152 192H153V191H152ZM202 192H200V193L203 194ZM212 192H211V191L209 192L210 195H212V194H211ZM215 192H213V194H214ZM221 192H222V191H221ZM221 192H220V193H221ZM226 192H227V190H225V193H224V192H223V193H224V194H229V192H231V191H229V192H227V193H226ZM232 192H233V191H232ZM29 193H30V192H29ZM71 193H70V194H71ZM113 193H114V192H113ZM159 193H161V192H159ZM174 193H175V192H174ZM174 193H173V194H174ZM177 193L180 194L179 191H178ZM200 193H199V196H200V197H198V198H203V196L201 197ZM207 193H208V191H207ZM216 193H215V194H216ZM220 193H219V194H220ZM9 194H10L11 196H10ZM116 194H117V192H116ZM116 194H113V196L116 195ZM196 194H198V193H196ZM204 194H205V195H204ZM204 194H203V195H204V198H203V199L206 198L205 200H208L207 197H205V196L207 195L206 192H205ZM36 195H37V193H36ZM68 195H65V196H68ZM84 195H85V193H84ZM180 195H181V194H180ZM210 195L208 194V197H209ZM221 195H222V194H221ZM221 195H216V196H217V198H218V197L221 196ZM232 195H233V194H232ZM8 196H9L10 198H9ZM87 196H88V195H86V197H87ZM113 196H112V198H115V199L118 197V195H117V197H116V196L113 197ZM181 196H182V195H181ZM188 196H186V200H187V197H188ZM193 196H197V195H193ZM216 196H214V197L216 198ZM223 196H224V195H223ZM223 196H222V197H223ZM227 196H229V195H227ZM38 197H39V198H38ZM61 197H60V198H61ZM83 197H85V196H83ZM86 197H85V199H88V198H89V197H88V198H86ZM182 197H183V196H182ZM230 197H231V195H230ZM21 198H23V197H21ZM47 198H48V199H47ZM56 198H57V199H56ZM63 198H64V197H63ZM190 198H192V197H190ZM190 198H189V199H190ZM193 198H194V197H193ZM193 198L190 199V200H193V201L195 202V199H193ZM210 198H211V197H209V199H210ZM225 198H226V197H224V198H222V199L225 200ZM34 199H35V200H34ZM55 199H56V201H55ZM79 199H80L81 201H80ZM115 199H114V200H115ZM183 199H184V201H185V198H183ZM196 199H197V198H196ZM63 200H62V201H63ZM110 200H111V199H110ZM114 200H113V202H111V203H112L111 206L115 207L116 210H117L116 212L119 213V214H118V215L120 216V220H119V221H123V219H125L124 221H126L127 219H129V217H131L133 214H131L132 212H131L130 214H127L125 211H126V209L129 210L128 207H129V208H130V207L133 208L134 206H132V205H131V206L128 205V203H130V202H128V203H127L128 207H127L126 209L122 210V212H120V211H121L120 208H121V209H123V208H122V207H119L117 204L120 203V205H121L122 202H123L124 200H123L122 202L120 201L119 203H118V202L116 203V201H114ZM120 200H121V199H120ZM190 200H187V201H190ZM226 200H228V199L226 198ZM17 201H18V203H17ZM50 201H51V202H50ZM52 201H54L55 203H52ZM111 201H112V200H111ZM172 201H173V200H172ZM182 201H183V200H182ZM187 201H186L185 203L182 202L181 205H182V206H183V204L185 205V204L187 203ZM193 201H191V202H193ZM196 201H197V200H196ZM79 202H80V203H79ZM90 202H91V201L89 200L88 203L91 205L92 202H91V203H90ZM168 202H171V200L168 201ZM168 202H164V203H166L167 205H169L170 203H168ZM191 202H190V203H191ZM11 203H12V204H11ZM62 203H60V204H62ZM78 203H79V204H78ZM83 203H84L85 205L88 204V203H86V202H83ZM171 203H172V202H171ZM173 203H174V201H173ZM173 203L171 204V205H173V206H172V209L170 210L171 212L168 210V211L171 213L170 215H173V214H179L178 216L182 217L181 220H183V219H184V218H183L184 216H183V215L181 216L180 213L182 214V210L184 211V208H185V207H184L181 211H178L179 213L177 212V210H176L177 213H173V212H175V210L172 211L173 209H177L178 207H181V205H179V203H181V202H179V203L177 204L178 206L175 205V204H176V201H175L174 204H173ZM105 204H106V203H105ZM161 204H162V203H161ZM166 204H165V205H166ZM191 204H192V203H191ZM30 205H31V206H30ZM35 205H33L34 208H36ZM38 205H39V204H38ZM41 205H39V206H41ZM103 205H104V204H103ZM127 205H126V206H127ZM162 205H164V204H162ZM174 205L177 206V208H175ZM187 205H190V204L187 203ZM187 205H186V206H187ZM192 205H193V204H192ZM192 205H190V206H192ZM2 206H0V207H2ZM33 206H32V208H33ZM36 206H37V205H36ZM39 206H38V207H39ZM79 206H80V207H81V206L84 207V205H79ZM86 206L89 207V205H86ZM105 206H106V205H105ZM121 206H122V205H121ZM123 206H124V205H123ZM126 206H125V207H126ZM157 206H158V205H157ZM159 206H160V205H159ZM90 207H91V206H90ZM118 207H119V208H118ZM160 207H161V206H160ZM160 207H159V208H160ZM167 207H169V206H166V208L163 207V210H162L160 213L158 212V215H157V216H153L154 218L150 215L152 218H151V217H150V218L148 217V218L152 221L151 223H149L150 221H149V222L147 221V222H148V223L146 222L147 224L145 223V219H143V218H145L146 215H143L144 213L140 216V218L143 217L142 219H140V218H138V219L134 218V219H132V222H133L135 219L137 220V222L135 221L134 223H132V222H130V223H132L133 226L137 227V228L140 229V230L142 229V227L145 226V229H146V228H147V229H146V231H145V230H143V231L146 232V235L150 236V235H152L155 231H157L158 229H160V230L162 229V228L160 227V225H158V223H159L160 220H161V223H162V219H163L165 216H167V215H166L167 212L164 210V209L167 210ZM64 208H63V209H64ZM72 208H73V207H72ZM78 208H79V207H78ZM81 208H82V207H81ZM156 208H157V207H156ZM170 208H171V206H170L168 209H170ZM189 208H191V207H189ZM189 208L186 207V210L188 211ZM205 208H206V207H205ZM207 208H208V207H207ZM207 208H206V209H207ZM36 209H37V208H36ZM36 209H35V211L38 212V211H37L38 209H37V210H36ZM118 209H119L120 211H118ZM134 209H135V208H134ZM134 209H132L133 212H134ZM202 209H203V207H201V211H203ZM17 210H18V209H17ZM178 210H180V209H178ZM186 210H185V212H186ZM190 210H191V209H190ZM193 210H194V209H193ZM193 210L189 211L188 213L191 212V214H192V211H193ZM199 210H200V209H199ZM199 210H197V211H199ZM204 210H205V209H204ZM9 211H11V208H9ZM12 211H13V210H12ZM62 211H63V210H62ZM130 211H131V209H130L128 212H130ZM144 211H145V210H144ZM205 211L207 212V211H209V210L207 209V210H205ZM205 211H204L203 213H205ZM15 212H16V211H15ZM36 212H35V213H36ZM169 212H168V213H169ZM201 213H202V212H201ZM208 213H209V212H208ZM12 214H13V215H12ZM12 214H10V215H11L12 219H14V217H13V216H14V212H12ZM19 214H20V213H19ZM19 214H18V215H19ZM37 214H38V213H37ZM120 214H121V215H120ZM153 214H154V213H153ZM155 214H157V213H155ZM186 214H187V212H186ZM191 214H189V215L187 214V216L189 217ZM206 214H207V213H206ZM170 215H168V217H169ZM184 215H185V214H184ZM194 215H195V213H194ZM178 216H177V217H178ZM191 216L195 218V216H193V214H192ZM191 216H190V218H191ZM203 216H205V215L203 214ZM9 217H10V216H9ZM9 217H8V219H9ZM19 217H20V216H19ZM36 217H38V215H36ZM75 217H77V216H75ZM137 217H138V216H137ZM170 217H174V218H175V215L170 216ZM170 217H169L168 219H170ZM180 217H178V218L180 219ZM188 217H186V219H187ZM33 218H32L31 221H33ZM190 218H188L187 220H189ZM204 218H205V217H204ZM47 219H49V221H47ZM91 219H92V218H91ZM146 219H147V218H146ZM172 219H173V218H172ZM186 219H185V220H186ZM197 219H198V218H197ZM206 219H207V218H206ZM39 220H37V221H39ZM62 220H63V221H62ZM142 220H144V222H142ZM147 220H148V219H147ZM185 220H183V221H185ZM190 220H191V219H190ZM18 221H19V220H18ZM58 221H59V219H57V222H58ZM194 221H195V220H194ZM196 221H199V220H196ZM5 222H6V221H5ZM7 222H8V220H7ZM9 222H10V220H9ZM12 222H13V221H12ZM12 222H10V223H12ZM46 222H44L43 224H46V226H47L48 224H47ZM77 222H78V221H77ZM82 222H83V221H82ZM163 222H166V220H165V221L163 220ZM168 222H169L168 225H169V224L172 225L171 223H172L173 221L171 222V221L169 220ZM170 222H171V223H170ZM180 222H181V221H180ZM13 223H15V220H14ZM16 223H17V220H16ZM20 223H21V221H20ZM33 223H34V222H32V223L29 222V226L31 227V224H33ZM35 223H36V221H35ZM39 223H40V222H39ZM41 223H42V222H41ZM174 223L176 224L175 226H177V223H176V222H174ZM181 223H183V225H185V228H187L186 224L190 223V221H187V223H185V222H181ZM105 224H106V223H105ZM196 224H197V223H196ZM201 224H203V223H201ZM1 225H2V217H1V215H0V264H28V262H31L30 260L33 259V258L36 256V254H37V257H39L38 255H40V253H39V254H38V252L36 253V251H37L38 249L36 250L35 247H34V249L36 250V251H35L36 254H34L33 252H31V251H32V248H31L30 251L25 250L24 248H23V250H22V247H23L24 245L26 246V243L28 244V242L30 241V240H29V238H30V232H32V229H33V231L36 230V228L34 229V228L32 227L31 230H28L29 228H27V227H26V228L23 227V230L20 229V230H21L20 232H18V231H16V230L14 229V231H16V234L13 236V233H12L13 231L10 232V231L5 230V228H2L3 226L1 227ZM7 225H9V224H7ZM39 225H40V224H39ZM77 225H78V224H77ZM166 225H167V224H166ZM168 225H167V227H168ZM170 225H169V227H170ZM179 225H182V224H179ZM203 225H204V224H203ZM22 226H24V225L22 224ZM25 226H26V225H25ZM29 226H28V227H29ZM36 226H37V225H36ZM43 226H45V225H43ZM46 226H45V229L47 228ZM48 226H49V225H48ZM105 226H106V225H105ZM105 226H104V228H105ZM18 227H19V226H18ZM34 227H35V226H34ZM37 227H39V226H37ZM183 227H184V226H183ZM200 227H202V226H200ZM207 227H208V226H207ZM21 228H22V227H21ZM41 228H42V226H41ZM102 228H101V230L103 231ZM173 228H174V226H173ZM188 228H190L189 225H188ZM194 228H195V227H194ZM47 229H48V228H47ZM55 229H56V230H55ZM176 229H178V226H177ZM190 229H192V228H190ZM198 229H199V227H198ZM205 229H206V227H205ZM174 230H175V229H174ZM196 230H197V229H196ZM196 230H195V231H196ZM199 230H200V229H199ZM199 230H198V231H199ZM202 230H203V229H202ZM209 230H211V229H209ZM44 231H46V230H44ZM44 231H43V232H44ZM48 231L50 232V230H48ZM48 231H47V233H48ZM193 231H194V230H193ZM195 231H194V232H195ZM204 231H205V230H204ZM204 231H203V232H204ZM34 232H36V231H34ZM37 232H38V231H37ZM200 232L202 233V231H200ZM212 232H213V231H211V234H212ZM215 232H216V230H215ZM11 233H12V234H11ZM14 233H15V232H14ZM50 233H52V231H51ZM155 233H156V232H155ZM205 233H206V232H205ZM32 234H33V232H32ZM32 234H31V236H34V235H32ZM44 234H45V233H43L42 235H44ZM215 234L219 235L220 233L218 232V233H215ZM53 235H54V234H53ZM78 235H79V236H78ZM207 235H209V234H207ZM51 236H52V235H51ZM92 236H93V235H92ZM92 236H91V237H92ZM94 236H95V235H94ZM112 236H113V237H112ZM213 236H214V235H213ZM219 236H220V235H219ZM219 236H218V238H219ZM35 237H36V236H35ZM35 237H34V239H37V237L39 238L40 236L38 235L36 238H35ZM42 237H43V236H42ZM44 237H45V236H44ZM47 237H48V235H46V238H47ZM111 237L113 238V240L111 239ZM32 238H33V237H31V239H32ZM46 238H44V239H46ZM49 238H50V237H49ZM216 238H217V237H216ZM221 238H222V237H221ZM221 238H220V239H221ZM202 239H203V238H202ZM214 239H215V238H214ZM214 239H212V240H213V242L215 243ZM40 240H41V239H40ZM190 240H192V239L190 238ZM215 240H216V239H215ZM221 240H222V239H221ZM221 240H220V241H221ZM44 241H45V240H43V243H44ZM195 241H196V240H195ZM208 241H211V239L208 240ZM218 241H219V239H218ZM32 242H33V241H32ZM32 242H31V243H32ZM36 242H39V239H37ZM107 242L112 244V245L110 244V246H113L114 244H115V246H113V247H110V246H109L110 248L107 247L109 250H107V251H105V252H104L103 250H101V249H103L102 247H101V249H99V250H101V252H100L97 248H95L97 245H99V246H100L101 244H104V245H105V243H106V245L108 246L109 244H107ZM191 242H192V241H191ZM33 243H34V242H33ZM198 243H199V242H198ZM200 243L202 244V242H200ZM200 243H199V244H200ZM214 243L212 244V242H211L210 244L214 245ZM217 243H218V244H221V242H217ZM29 244H30V243H29ZM45 244L48 245V243H45ZM45 244H44V245H45ZM201 244H200V245H201ZM206 244H207V243H206ZM218 244H217V247H219ZM95 245H96V246H95ZM104 245H102V246H104ZM193 245H194V244H193ZM193 245H192V246H193ZM195 245H196V243H195ZM195 245H194V248H195ZM28 246H29V245H28ZM35 246H36V245H35ZM37 246H38V245H37ZM203 246L205 247L204 244H203ZM40 247H43V246L40 245ZM196 247H198V249L202 248V247H199L198 244L196 245ZM204 247H203V249H202L203 251H204V249H205V250H206V249L208 250L209 247H213V246H209V247L207 246L208 248H207V247L204 248ZM217 247L215 246V249H216ZM37 248H38V247H37ZM46 248H47V247H46ZM107 248H105V249H107ZM26 249H27V246H26ZM39 249H40V248H39ZM192 249H193V248H192ZM213 249H214V247H213ZM41 250H42V249H40V251H41ZM45 250H46V249H45ZM59 250H60V251H59ZM194 250H195V249H194ZM200 250H201V249H200ZM202 250H201V251H202ZM38 251H39V250H38ZM40 251H39V252H40ZM67 251H71V253H70V252H67ZM203 251H202V254H205L206 252L204 253ZM216 251H220V250L217 249ZM41 252H42V251H41ZM60 252H61V253H60ZM119 252H120V251H119ZM191 252H192V250H191ZM196 252H197V251H196ZM207 252H208V251H207ZM209 252H210V250H209ZM211 252H212V253H211L210 257H212V256L214 255L213 252H215V251H211ZM120 253H121V252H120ZM217 253H218V252H217ZM46 254H44V256H45ZM71 254H72V255H71ZM90 254H94L93 256H94L95 259L91 258L92 256L90 257V256H89ZM191 254H192V253H191ZM218 254H221V253H218ZM218 254H216V252H215L216 257H217ZM206 255H207V253H206ZM206 255H205V256H206ZM191 256H192V255H191ZM193 256H194V257H197V256L194 254V251H193ZM201 256H202V255H201ZM220 256L222 257V255H219V256H218V259H216V260H219V257H220ZM83 257H84V259H83ZM125 257H126V258H125ZM198 257H199V256H198ZM35 258H36V257H35ZM35 258H34V259H35ZM66 258H67V257H66ZM66 258H65V260H66ZM74 258H75V259H74ZM89 258H91V259H89ZM190 258H191V257H190ZM199 258H200V257H199ZM208 258H209V257H208ZM34 259H33V260H34ZM36 259L38 260V258H36ZM36 259H35V260H36ZM39 259H40V258H39ZM59 259L57 260V262H58V261H61V260H59ZM67 259H68V258H67ZM193 259H194V258H192V263H193V264H196L197 262L200 261V259L198 260V258H197V259L195 258V260H198V261H197L196 263H194L195 260H193ZM201 259H202V258H201ZM212 259H213V258H211V260H212ZM33 260H32V262H33ZM41 260H42V258H41ZM68 260H69V259H68ZM72 260H71V261H72ZM168 260L170 261V263L167 262V263H161V264H187V262H188L190 259H189V258H186V257L179 256V257H176V258H174V257L171 258V257H170V258H168ZM62 261H63V259H62ZM73 261H72V262H73ZM78 261H79V260H78ZM212 261H213V260H212ZM222 261H223V259H222ZM38 262H40V260H39ZM38 262L36 261L35 263L37 264ZM42 262H43V261H42ZM42 262L39 263V264H42ZM63 262H64V261H63ZM63 262H62V263H63ZM66 262H68V261L66 260ZM69 262H70V261H69ZM72 262H71V263H72ZM79 262H80V261H79ZM90 262H91V263H90ZM214 262H217V261H214ZM219 262H220V261H219ZM219 262H217V263H219ZM33 263H34V262H33ZM62 263H61V264H62ZM77 263H78V262H77ZM77 263H74V262H73L72 264H77ZM29 264H30V263H29ZM31 264H32V263H31ZM58 264H59V263H58ZM78 264H80V263H78ZM81 264H82V263H81ZM156 264H157V263H156ZM219 264H220V263H219Z\"/></svg>",
	"mask_w": 264,
	"mask_h": 264
}]
</instances>
